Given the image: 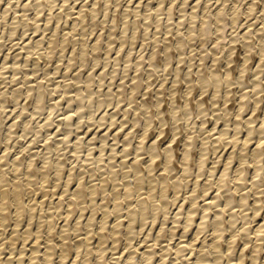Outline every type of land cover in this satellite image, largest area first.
Masks as SVG:
<instances>
[{"label":"rangeland","instance_id":"374dc122","mask_svg":"<svg viewBox=\"0 0 264 264\" xmlns=\"http://www.w3.org/2000/svg\"><path fill=\"white\" fill-rule=\"evenodd\" d=\"M15 1V2H14ZM41 1V2H40ZM47 2H49L48 0H46ZM54 0H52L51 2H53ZM57 3H56V2ZM53 3V5L51 4H46V2L44 0H1L0 1V128L2 127V130L0 129V172L3 171V173L5 172V177L1 176L3 174L0 173V185L4 186L3 183L5 184V182L3 181H6V184L8 185H11L13 182H12V179L17 176L20 178L23 179V177L26 176L27 172H31L33 174V170L35 169V173L38 177H36V175H34L36 178V185H34L35 187H38L37 185L40 184L41 182V177H42V172L37 168L39 167L42 163L43 160L47 161L48 159V167H50V164L51 166L53 164H55L56 162H61L63 164V166H65L64 168L67 169L64 171V168H63V178H55L54 177V172L52 171L53 167H51L52 169H50L51 171L49 172L51 174V177L52 179L55 178V180H52L51 178L45 183L46 185H48L49 189L53 190L54 193H49L46 194L47 195V198L45 199L44 196V193L42 190L38 189L37 190V193H34V197H37L36 199L37 200H44L45 199V203L42 205L43 206V209L47 210L46 207L49 208V205L51 203V201L53 202V200H57L58 196L62 193V190L64 189V186H63V181H65L68 177V175L70 174V170H73V172H76L74 173V175H76V177L78 179H80L82 177V174H83V179L82 181L85 183V185H88L89 183H91L92 179H93L95 182L97 181V183L103 178V176H106L107 178L108 177H111L112 176V171L114 170V167H118L115 171V174L116 176L118 177V179L120 178L121 180L123 179V181H120L119 185H118V188L121 189L120 192H123L124 188L123 184L125 181H132L131 184H133L134 182V176L132 173H128L127 174V171H128V166H127V163L129 162V160H133L134 157L137 155V153H140L142 155V157L140 156V159H141V162L144 161L147 157H149L150 153H148V146L154 141V139H157L158 138V143L160 145V147H164L168 141L172 138V136L174 135V131L172 129H176V133L174 135V137L176 138V140H174L173 144L174 145H177L178 143H180V141L185 138V135L189 132V133H195L196 135H198L199 139L197 138V136L195 135V137L198 139H196V143H195V148L194 150L197 149V151H194V157H195V160H197L196 158H199L200 157V153L202 151V148H203V144L205 142V139L207 137V142H210L209 145L208 143L207 146H208V149H210V151L208 150L209 155L206 154V167H205V164H204V168L202 170L204 171H200L201 174L202 172H204V176L202 174V179L200 175V172L198 171L199 169L195 167V165H193V161L191 162L192 163V167H193V171L191 170V172L189 173L191 179H189L190 177H187L185 184L183 183V185L179 188L180 190V194H177V192L179 191H175V189L171 188L168 192L170 193V198L172 201H170L169 205H168V212L170 213L168 218H167V221L166 219H164V214L161 216L158 215L157 217V221L156 220H152L153 216H150L148 215V217L146 218V220H144V223L146 222V224H144L142 222V219L140 217L139 218V221H135V224H134V229L136 231V235L133 233V238L132 240L134 241H131L133 243L130 242V245L127 244V240H126V237H125V232H126V229H122V231L120 232V234L118 235L119 238L117 237V239H113L111 236H107V243L105 242V245L107 246L106 248H108V250L105 252V254H103L100 258H101V262L100 264L103 262H105L104 264L108 263V264H126L127 260L125 257H128L130 255V251L133 252V259H135V262L136 264H142L141 262H143V255L144 253H146L147 250H151L154 255L153 257V261H152V264H159L161 263V260H162V256H160L161 254L163 255V253L166 251L167 253L169 252V254L167 255L166 254V257L165 259H170L168 261H164L165 263L164 264H195V260L197 259V253L199 251V249L202 247V245H205L204 243H208L212 236H213V230H212V227L210 228L209 225H206V228L203 232V230H199V228L197 227L196 223H198L200 221V211L202 209V207L204 206L205 202H207L208 200L202 198L200 196V199L199 201L196 202L195 204V207L198 208L197 205H199V208L197 211V213H195V223L193 222V225L191 228H188L185 230V227L184 226V222H185V215L186 213L184 212L186 209H187V206H188V202L186 201V205H184V207L182 208V210H180L181 208V204L186 200V196H189V194H191L196 186V181L195 179L197 180L198 179V176H199V179L197 180V185L198 187L196 186L197 190L198 188H200L197 192H202L203 190V187L205 183L207 182H216L218 180V177L219 175L223 172V170L225 169V166L224 163L220 164L221 162H224V159L225 157H227L226 155L224 156H218L217 154H215V152L212 150V147L214 145V139L217 138V135H219V132L220 130H222V128L225 126V124L227 122L228 127H230L228 130L231 132H226L228 134H226V138H228L229 140L232 138L233 139V136H234V131H236L235 129V120L237 118V113L238 114H241V117L239 116V120L242 119V122L244 123H241L242 125L240 126L243 132H241V130H237L238 131V136L240 137V141H238L237 145L234 146V143L232 144L230 141H227V143H224L223 141H225V139L222 141V143L226 144V148L224 146V144L221 143V141L219 142L220 145L217 143L218 147H224L223 149L221 148L218 152H223V153H226V152H231L233 149H236L238 148V144L241 145V143H243V140L246 139V137L248 136L247 135V131L244 130L245 126H246V119L250 117L255 118L253 123L256 124V128L257 126H259V124H262L261 122H263V117H264V59L262 58L261 59V56H262V48L260 49V41L258 42V40L262 39L264 40V28H261V27H264V0H161V1H157V0H152L150 5H140L142 7L138 8V9H141L143 8V10H139L135 9V5L137 2H134V4H132V6L130 7L129 10H127V14H125V16L128 18V16L130 17L129 21L127 18H125V16H122L124 15L123 14V9L125 8L126 5L130 4V1L129 0H122V2L119 4L122 5V6H118L116 3L115 0H112L111 3L112 6L111 8L108 10L110 11L111 9V13L108 12L106 13V11L103 9V6H100V4L98 5V12L100 13V11H102V13H98V20H96L97 22H95L94 20L96 19L97 16H95V19L89 15H87V18H86V22L85 20H80L79 23L77 22L78 20H74V18L77 16V11L78 9L81 7V5L83 4H86L84 6L85 10L87 11V9L90 7L91 4H87L89 2H91V0H55ZM115 1V2H114ZM124 1V2H123ZM128 1V2H127ZM145 3H146V0H143ZM172 1V2H171ZM179 3H178V2ZM186 1V2H185ZM190 1V2H189ZM229 1V2H227ZM239 3H238V2ZM260 1V2H259ZM11 2V3H10ZM32 2V3H31ZM38 2V4H37ZM59 2V3H58ZM66 4V2L69 4H66L64 5L63 4ZM78 2V3H77ZM87 2V3H86ZM148 2V0H147ZM159 2H162L163 4L159 3ZM188 2V3H187ZM198 4H197V3ZM241 2V3H240ZM258 2V3H257ZM9 3V4H8ZM171 3H174V4H171ZM186 3V4H185ZM226 3V5H225ZM228 3V4H227ZM237 3V4H236ZM250 3H255L256 6L254 8V13L252 12L251 15L248 11V7H249V4ZM33 4V5H32ZM36 4V5H35ZM39 4H41L39 6ZM46 4V6H44ZM58 4V5H57ZM62 4V5H61ZM161 4V5H160ZM171 4V5H170ZM177 4V5H176ZM209 4V6H207ZM221 4H224L225 6H227V11H228V15L229 16L231 12H233L235 9L239 10L238 11V20H241V21H234L232 20L231 18V15L227 18L224 19V21H218V17L216 15V12H217V9H218V6H220ZM234 4V5H233ZM244 4V5H243ZM8 5V6H7ZM39 8H38V6ZM44 7H43V6ZM49 5V6H47ZM51 5V6H50ZM56 5V6H55ZM76 5V6H74ZM114 5H116L114 7ZM153 5V6H152ZM160 5V6H159ZM166 5V6H165ZM198 5V6H197ZM237 5V7H236ZM251 5V4H250ZM259 5V7H258ZM37 6V7H36ZM57 6L59 8H57ZM61 6V7H60ZM124 6V7H123ZM150 6V7H148ZM170 6V7H169ZM234 6V7H233ZM242 6V7H240ZM50 7V8H48ZM52 7V9H51ZM87 7V8H86ZM114 7V8H112ZM122 7V8H121ZM146 7V8H145ZM153 7V8H151ZM161 8L160 10L162 11H159V9L157 8ZM217 7V9H215ZM233 7V8H232ZM247 7V8H246ZM258 7V8H257ZM6 8V9H5ZM43 10H42V9ZM61 8V9H60ZM66 8V9H65ZM70 8V9H69ZM171 8V9H170ZM240 8V9H239ZM243 8V9H241ZM8 9V10H7ZM100 9V10H99ZM102 9V10H101ZM114 9L116 10V12L114 11ZM122 9V10H121ZM132 9L136 12H132ZM148 10V11H152V12H148V11H145V10ZM233 11H232V10ZM246 9V10H245ZM7 10V11H5ZM64 10V11H63ZM74 10H77V11H74ZM120 10V11H119ZM236 10V11H237ZM240 10H242L244 13L241 12L240 14ZM38 11V12H37ZM60 11V12H59ZM71 13H69V12ZM118 11L121 13L119 14ZM131 12L130 14L128 13ZM215 11V12H214ZM257 11V12H256ZM42 12V13H41ZM65 14H63V13ZM138 12V13H137ZM140 12V14H139ZM205 12H207L206 14H204ZM246 12V13H245ZM41 13V14H40ZM57 13V14H56ZM61 14L60 15H58ZM68 13V14H67ZM110 13V14H109ZM144 15H143V14ZM148 13H151V14H148ZM160 13V14H159ZM194 13V14H193ZM257 13V14H256ZM259 13V14H258ZM18 14H20L18 16ZM37 14V15H36ZM39 14V15H38ZM53 14V15H52ZM55 14V15H54ZM67 14V16H66ZM70 14V18L68 17ZM72 14H73V18L72 17ZM105 14L107 15H110V16H105ZM111 14L113 15L111 17ZM116 14V15H114ZM118 14V16H117ZM129 14V15H128ZM142 14V15H141ZM197 14V15H195ZM245 14V16H244ZM247 14V15H246ZM253 14V15H252ZM50 15L52 16V18L50 17ZM57 15V16H56ZM134 15H138V17L134 16ZM140 15H141V18H140ZM146 15V16H145ZM148 15V16H147ZM158 15H162V16H159ZM194 15V16H193ZM209 15V17H208ZM213 15V16H212ZM250 15V16H248ZM21 16V17H20ZM26 16V17H25ZM39 16V17H38ZM60 16V17H59ZM89 16V17H88ZM101 16V17H100ZM122 20H121V18ZM144 16L146 18H148L149 22L150 23H147L148 21L147 20H144L146 18H144ZM155 16V17H154ZM197 16V19L196 17ZM211 16V17H210ZM244 16V17H243ZM255 16V17H254ZM257 16V17H256ZM18 17V18H17ZM36 17V18H35ZM47 17V18H46ZM50 17V19L52 21H50V19L48 20V18ZM55 17V18H54ZM59 19H58V18ZM62 17V19H61ZM67 17V18H66ZM102 17H107L106 19L109 20V21H106L105 22H102ZM116 17V18H115ZM123 22V18H125L126 20H124L125 22H121L119 20ZM143 17V18H142ZM150 17V18H149ZM154 17V18H153ZM184 17V18H183ZM15 18V20H14ZM69 18V20H68ZM113 18V19H111ZM205 18V19H204ZM35 19V20H34ZM72 19V20H71ZM91 19V20H89ZM103 19V20H104ZM136 19V21H135ZM183 19V20H182ZM195 19V21H194ZM201 19V20H200ZM211 19V20H210ZM262 19V20H261ZM13 20V21H12ZM27 20V21H26ZM110 20L112 21L110 23ZM140 20V23H142V25H139L142 26V27H138L136 28V26L134 27L135 23ZM152 20V21H151ZM203 20H207V23H203ZM213 20V21H212ZM15 21V22H14ZM21 21V22H20ZM46 21V22H45ZM50 21V22H49ZM105 21V20H104ZM120 21V23L118 22ZM129 21V22H128ZM135 21V22H134ZM145 21V22H144ZM161 21V22H160ZM228 21V22H227ZM17 22H19L18 24H16ZM34 22V23H33ZM37 22V23H36ZM41 22V23H40ZM45 22V24H44ZM77 22V23H76ZM94 22V26L97 24V26L95 27H98V28H95L93 26H91V29L89 27V25H92L91 23ZM99 22L103 23V24H98ZM115 22V24H113ZM132 26L129 25L131 23H133ZM139 22V21H138ZM138 22L136 23V25H138ZM210 24H209V23ZM236 22V23H235ZM255 22V24H254ZM27 25H25V24ZM83 23H85L84 25H82ZM87 23L89 25H87ZM105 23V24H104ZM110 23V24H109ZM129 23V24H127ZM143 23H147L146 25H148L149 27H143ZM221 23V24H219ZM227 23V24H226ZM14 24V25H13ZM77 24V25H76ZM113 24V25H112ZM120 24V25H119ZM122 24V25H121ZM160 26H159V25ZM163 24V25H162ZM168 24V25H167ZM213 24V25H212ZM224 24V25H223ZM44 25V26H43ZM66 25V26H65ZM79 26L78 29H74V28H77V27H74V26ZM86 25V26H85ZM101 27H100V26ZM124 25H127L126 28V34H129V35H126L127 37H129L130 39H128L127 37L124 36V34L122 33V28ZM173 25V26H171ZM195 27H194V26ZM204 25V26H203ZM12 26L14 27V29L12 28ZM17 26V27H16ZM68 26V27H67ZM86 27L85 29L82 28V27ZM88 26V27H87ZM111 26V28H110ZM114 26H120L119 28H114L116 30H114L112 27ZM152 28H151V27ZM16 27V28H15ZM56 27V28H55ZM100 27V28H99ZM104 27V28H102ZM105 27H107V31L105 30ZM109 27V28H108ZM134 27V28H133ZM160 27V28H159ZM169 27V28H168ZM206 27V29H205ZM72 28V29H71ZM81 28V29H80ZM90 28V29H89ZM133 28V30H132ZM140 28H143V29H140ZM193 28V29H192ZM197 28V29H196ZM222 28V29H221ZM17 29V30H16ZM58 29V30H56ZM65 29V31H64ZM67 29V30H66ZM100 29V30H99ZM113 29V30H111ZM120 29V30H119ZM137 29V31L135 30ZM140 29V30H138ZM145 29V30H144ZM169 29V31H168ZM171 29V30H170ZM205 29V31H204ZM13 30H15L14 33ZM74 30V32H77L76 34H74V32L72 31ZM85 32H83V31ZM95 30V31H94ZM111 30V31H110ZM129 30V32H128ZM150 32H148V31ZM157 30V31H156ZM181 30V31H180ZM196 30V31H195ZM251 33V34H254V35H251L250 33H248V31ZM255 32H254V31ZM260 31V34L258 31ZM48 31V32H47ZM55 31L57 32L58 31V34L55 35ZM69 33H67V32ZM91 31V32H90ZM109 31V32H108ZM116 31V33L114 34V32ZM120 31V32H119ZM183 31V32H182ZM204 31V32H203ZM208 31V32H207ZM247 31V32H246ZM263 31V32H262ZM54 36L58 39L56 40L57 42H59V44H57V42H55V45H51V40L49 39H52V38H55ZM82 32L84 34H82ZM94 32V33H93ZM105 32V33H104ZM135 32V33H134ZM139 32H140V35H139ZM149 33V35L147 36V34ZM12 33V34H11ZM65 33H67V40L64 39V37H66V35H64ZM71 33H73L74 35H72ZM81 33V34H80ZM91 33V34H90ZM109 33H113L112 35L109 34ZM119 33V34H118ZM138 33V34H137ZM158 33V35H157ZM194 33V34H193ZM222 33V34H221ZM63 34V35H62ZM72 36H71V35ZM80 34V36H79ZM94 34V35H93ZM100 34H104L102 36V40H101V37H99ZM107 34V35H106ZM132 34H137L136 36H132ZM180 34H183L180 35ZM204 34V35H203ZM225 34V35H224ZM246 34V35H245ZM53 37H52V36ZM70 35V36H69ZM78 37H77V36ZM83 35H84V38H83ZM112 37H110V36ZM114 35V37H113ZM117 35V36H116ZM249 35V36H247ZM256 35V36H255ZM263 35V36H261ZM13 36V37H12ZM59 36V37H58ZM93 36V37H92ZM105 36V37H104ZM109 38H108V37ZM182 36V37H181ZM185 36V38H184ZM190 36V37H189ZM192 36V37H191ZM221 36V38H220ZM246 36V37H245ZM253 37L254 36L256 38L254 39H251V40H254V41H250V37ZM259 36V37H258ZM42 37L43 39L45 40H42ZM51 37V38H50ZM96 37V38H95ZM116 37V38H115ZM122 37V38H121ZM124 37V38H123ZM135 40H131L134 39ZM158 37V42H156L155 38ZM194 37V38H193ZM223 37V38H222ZM235 37V38H234ZM251 44H253V46H251L252 48L250 49V51L252 52H249V58L247 61L248 63L245 64V68H246V71L242 72L239 70L241 68V64L242 62H244L245 60L244 57H245V47H244V41L245 39ZM249 37V38H248ZM39 38H41L42 40V45L40 46L38 44V42L40 43L39 41ZM70 38V39H69ZM72 38V39H71ZM73 38H77L76 39H73ZM78 38H83L85 39V42L87 44H85V49H86V59L89 61H87L85 58L82 59V56H81V49L80 47L83 45V39L81 40H78ZM98 38V40H97ZM111 38V39H110ZM114 38V39H113ZM120 38V39H119ZM127 38V39H125ZM160 38V39H159ZM165 38V39H164ZM168 38V39H167ZM183 40H182V39ZM193 38V39H192ZM217 38V39H216ZM234 38V39H233ZM240 38V39H239ZM243 40H242V39ZM99 39L100 41H103L105 43H102L99 44ZM171 39V40H170ZM190 39V41H189ZM209 39V40H208ZM224 39V42L222 41ZM238 41V43L236 42V40ZM65 40V44L63 41ZM69 40V41H68ZM73 40V41H72ZM76 40V41H74ZM96 40L98 41L97 44H99V46L101 47H95L93 46L94 43L96 42ZM122 40V41H120ZM124 40V42H123ZM167 40V41H166ZM173 40V41H172ZM217 40V41H216ZM14 41V42H13ZM38 41V42H36ZM46 41V42H45ZM50 41V42H49ZM71 41V42H70ZM79 41V42H78ZM80 41H82V43H80ZM109 41V42H108ZM164 41V42H163ZM171 42L170 44L168 42ZM182 41V42H181ZM207 41V42H205ZM220 41V42H218ZM28 42H29V45H28ZM63 42V46H62V43ZM69 44H68V43ZM180 42V43H178ZM184 42V43H183ZM190 42V43H189ZM235 44H234V43ZM257 42V43H256ZM16 45H15V44ZM40 43V44H41ZM48 43V44H47ZM50 43V44H49ZM78 43V44H77ZM183 43V44H182ZM187 43V44H186ZM222 43V44H220ZM241 43L242 46L239 44ZM256 43V44H255ZM73 44H76V45H73ZM93 44V45H92ZM111 44V45H110ZM126 44V47L124 46ZM130 44V45H129ZM163 46H162V45ZM166 44V45H165ZM169 44V45H168ZM178 44H182L184 45V48H179L177 46H179ZM218 44V45H217ZM220 44V45H219ZM251 44V45H252ZM260 44V45H259ZM45 45V46H44ZM69 47H68V46ZM81 45V46H80ZM89 47L87 48L86 47ZM113 45V46H112ZM158 45V46H157ZM235 45V46H234ZM256 45V46H254ZM259 45V46H258ZM29 46V47H28ZM31 46V47H30ZM54 47V48H50V47ZM56 46V47H55ZM58 46V47H57ZM124 46V47H123ZM161 46V47H160ZM170 50L166 51V49H169L167 47H170ZM176 46V47H175ZM190 46V47H189ZM43 47V48H41ZM77 47V48H76ZM93 47V48H92ZM110 47V48H109ZM157 47V49L155 48ZM159 47V48H158ZM174 47V48H173ZM189 47V48H188ZM234 47V48H233ZM253 47H255L253 49ZM25 48V49H24ZM50 48V49H49ZM65 48V49H64ZM95 48V49H94ZM96 48H100L98 49L97 51ZM108 48V49H107ZM177 48V49H176ZM35 49V50H34ZM37 49V50H36ZM46 49V50H45ZM48 49V51H47ZM53 49V50H51ZM64 49V50H63ZM123 49V50H122ZM159 49V50H158ZM175 51H173V50ZM179 49V50H178ZM186 49V51H185ZM236 49L235 52H233V50ZM28 50V51H27ZM66 50V51H65ZM74 50V52H73ZM77 50V51H76ZM90 50V51H89ZM93 50V51H92ZM110 50V51H109ZM131 50V51H130ZM162 50V51H161ZM221 50V51H220ZM232 50V51H231ZM96 53H95V52ZM154 51H157L156 53L159 52V54H156V53H153ZM166 51V52H165ZM39 52L41 54H39ZM54 52V53H53ZM92 52V53H90ZM131 52V53H130ZM165 52V53H164ZM169 52V54H168ZM219 52V53H217ZM232 53H235V54H231ZM35 53V54H34ZM48 53V54H47ZM91 54L93 55V53H95L91 58H89L90 56L88 55ZM159 56L157 59H156V56L153 55V54ZM186 53V54H184ZM224 53V54H223ZM252 53V54H251ZM260 53V55H259ZM31 54V55H30ZM80 54V55H79ZM163 54V55H162ZM167 54V55H165ZM243 54V55H242ZM33 55V56H32ZM37 55V56H36ZM73 55V56H72ZM77 55V56H76ZM88 55V56H87ZM162 55V56H161ZM168 55L172 58H169ZM185 55V56H184ZM229 55V57H228ZM236 55V56H235ZM254 55V56H253ZM49 58H47V57ZM65 59H63L64 57ZM78 57L76 59V57ZM216 56V60L217 63L214 64V58ZM220 56H222L220 58ZM232 56V57H231ZM240 56V57H239ZM244 56V57H242ZM39 58L38 59H36ZM44 57V58H43ZM51 57V58H50ZM63 57V58H62ZM68 57V59H67ZM102 57V58H101ZM153 57V58H152ZM232 59H231V58ZM251 57V58H250ZM43 58V59H42ZM81 60H80V59ZM101 58V59H100ZM155 58V59H154ZM221 60H220V59ZM243 58V59H242ZM72 59V63L70 62L69 63V60ZM98 59V60H97ZM109 59V60H108ZM147 59V60H146ZM152 60L154 59V62L153 60L152 61H149V60ZM224 59V60H223ZM228 59V60H226ZM230 59V61H229ZM235 59H239L238 63L235 61ZM39 62H38V61ZM48 60V61H47ZM80 60V61H79ZM91 60V61H90ZM97 60V61H96ZM99 60L101 62H99ZM157 62H156V61ZM226 60V61H225ZM242 60V61H241ZM262 60V61H261ZM71 61V60H70ZM78 62L76 64V62ZM83 61V62H82ZM86 64H84L85 62ZM159 61V62H158ZM234 61V62H233ZM18 62V63H17ZM151 62L153 63H156V64H152ZM228 62H230L229 64H227ZM261 62V63H260ZM82 63V65L80 64ZM142 63V64H141ZM149 63V64H148ZM159 63V64H157ZM220 63V64H219ZM16 64H18V67H21L20 68H16ZM20 64V65H19ZM68 64H70L68 66ZM73 64V66L71 65ZM97 64V65H96ZM144 64V65H143ZM209 67H207L208 65ZM237 64V66H236ZM256 64V65H255ZM8 65V66H7ZM79 65V66H78ZM139 65V66H137ZM148 65V66H147ZM153 65H156V66H153ZM192 65V66H191ZM259 65V66H258ZM7 66V67H6ZM14 66V67H13ZM59 66V67H58ZM63 66V67H62ZM71 66V67H70ZM85 66V67H84ZM87 66V67H86ZM141 66V67H140ZM161 66V67H159ZM205 66V67H204ZM238 67L239 69H237L236 67ZM249 66V67H248ZM262 66V67H260ZM3 67V68H2ZM76 69H74V68ZM84 67V69H83ZM96 67V68H95ZM159 67V68H158ZM201 67V68H200ZM215 67V68H214ZM234 67V68H233ZM60 68V69H59ZM141 68V69H140ZM150 68V69H149ZM155 68V69H154ZM184 68V69H183ZM192 68V69H191ZM205 69H216L217 70V73H218V76H219V79L221 80L222 79V82H220V84H218L219 87H217V89L221 88V90L219 89L220 92H218L216 90V87H214L212 84V82H209L210 84V88H208L206 86V89L207 91H205V88H200L197 87L198 84L196 85V82L198 83V77L199 76H195L194 78V73L196 72V74L200 71L201 74H206L207 75H204L206 78L209 79V74H210V70H207L205 71ZM219 68V69H218ZM226 68H229L230 69V74H231V77H232V80H234V82H232V80L230 81L231 83L227 84L226 81ZM233 68V70L231 69ZM3 69H6L3 71ZM17 69V70H16ZM19 69V70H18ZM71 69V70H70ZM117 69V70H116ZM137 69V70H136ZM140 69V70H138ZM149 69V70H148ZM160 69V70H159ZM178 69V70H177ZM181 69V71H179ZM201 69V70H200ZM204 71H203V70ZM256 69V70H255ZM260 69V71H259ZM76 70V71H74ZM94 70V71H93ZM159 70V72H157ZM234 70H237L236 72ZM17 74H14L16 73ZM91 71V72H90ZM139 71V72H138ZM146 71V72H145ZM198 71V72H197ZM203 71V72H202ZM222 71V72H221ZM248 71V72H247ZM5 73V76L4 73ZM19 72V73H18ZM79 72L82 74H79ZM94 72V73H93ZM115 72V73H114ZM138 72V73H137ZM145 72V73H144ZM176 72V73H175ZM189 72V74L187 73ZM193 72V73H192ZM199 72V73H200ZM257 72V73H256ZM92 73V74H91ZM102 73V74H101ZM147 73V74H146ZM192 73V75H191ZM236 73V74H235ZM245 73V74H243ZM256 73V74H255ZM115 76H114V75ZM140 74V76H139ZM143 74V75H142ZM178 74H179V77L184 80H180V78L178 77ZM235 74V75H234ZM244 76H242V75ZM2 75V76H1ZM19 75V76H18ZM30 75V76H29ZM32 75V76H31ZM101 75V76H100ZM126 75V76H125ZM137 75V76H136ZM189 75V76H188ZM198 75V74H197ZM234 75V76H233ZM17 76V77H16ZM90 76V77H89ZM96 76V77H95ZM99 76V77H98ZM177 76V77H176ZM187 76V78H186ZM241 77H245V79L243 78H240ZM261 76V77H260ZM2 77V79H1ZM28 77V78H27ZM88 77V78H87ZM100 77H103L100 79ZM137 77V78H136ZM183 77V78H182ZM221 77V78H220ZM223 77L225 78V80L223 79ZM27 80H26V79ZM50 78V79H49ZM93 81H92V79ZM140 80H139V79ZM143 78V79H142ZM168 78V79H167ZM193 79L191 80V82L189 81V79ZM240 78V80H239ZM30 79V80H28ZM49 79V80H48ZM89 79V80H88ZM128 79V80H127ZM142 79V80H141ZM167 79V80H166ZM181 82L178 81V80ZM187 81H186V80ZM244 80V81H241ZM40 80V81H39ZM105 80V82H104ZM175 80L178 82L177 85L178 87L174 88L172 87L173 85L175 86L176 82ZM197 80V81H196ZM236 80H238L236 82ZM29 81V82H28ZM91 81V82H90ZM129 81V82H128ZM134 81L136 82V85L133 84ZM140 83V85L138 84V82ZM141 81V82H140ZM153 81V82H151ZM186 81V82H185ZM193 81V82H192ZM196 81V82H195ZM42 82V83H41ZM48 82L50 84H48ZM60 82V83H58ZM123 82V83H121ZM132 82V83H131ZM145 82V83H144ZM150 82V83H149ZM166 82V83H165ZM189 82L188 85H192L194 87H190L187 85V83ZM195 82V83H194ZM218 82V83H219ZM256 82V83H255ZM258 82V83H257ZM28 83V84H27ZM88 83V84H87ZM95 83V84H94ZM126 83V84H125ZM144 83V84H143ZM152 83V84H151ZM155 83V84H154ZM186 83V84H185ZM212 83V84H211ZM262 86L259 87L258 84H260ZM42 84V85H41ZM58 84V85H57ZM97 84V86H96ZM103 86H102V85ZM132 84H133V87L136 88L134 89L132 87ZM164 84V85H163ZM208 84V86H209ZM255 84V85H254ZM8 85V86H7ZM37 85V86H35ZM43 87H41V86ZM57 85V86H56ZM85 85V86H84ZM180 85V86H179ZM229 87H228V86ZM256 85L258 87H256ZM6 86V87H5ZM30 86V87H29ZM47 86V87H46ZM92 86V87H90ZM102 86V87H101ZM124 89H122V87ZM126 88H125V87ZM137 86V87H136ZM140 86V87H139ZM155 86V87H154ZM162 86H164V90L162 88ZM211 86H213L211 88ZM221 86V87H220ZM19 87V88H18ZM22 87V88H20ZM102 89H101V88ZM133 89H132V88ZM181 87V88H180ZM194 88L192 90H194L192 92L194 98H195V101L192 99L193 97L190 96L192 94L191 93V89H188V88ZM33 88V89H32ZM41 88V89H40ZM82 88V89H81ZM94 88V89H93ZM100 88V89H99ZM141 88V89H140ZM143 88V89H142ZM149 88V89H148ZM161 89L162 90H157V89ZM169 90H168V89ZM173 88V89H172ZM177 88H180L177 90ZM258 88V89H256ZM262 88V89H261ZM21 89V90H20ZM27 89V90H26ZM31 89V91L29 90ZM127 89V90H126ZM137 89H139L140 91H138ZM177 91L175 93V91ZM196 89V90H195ZM210 89V90H209ZM213 89V90H212ZM20 90V91H19ZM37 90V91H36ZM43 92H42V91ZM57 90V91H56ZM91 90V91H90ZM93 90V91H92ZM110 90V92H108ZM122 90V91H121ZM132 90V91H131ZM191 90V91H190ZM217 92H216V91ZM246 90V91H244ZM261 90V91H260ZM13 91V92H12ZM27 91V92H26ZM36 91V92H35ZM46 91V92H45ZM135 91V92H133ZM151 91V92H150ZM155 91V92H154ZM156 91H158L156 93ZM171 91V92H170ZM174 91V96L172 98V95H173V92ZM190 91V93L188 92ZM204 91L206 93H204ZM231 91V92H230ZM250 91V92H249ZM257 91H260V92H257ZM7 92V93H6ZM38 92V93H37ZM45 92V93H44ZM89 92V93H88ZM112 92V93H111ZM114 92V93H113ZM126 92V93H125ZM131 92V93H130ZM139 95H138V93ZM164 99V101L160 100V97H162V95ZM166 92V93H165ZM179 92V93H178ZM186 92V93H184ZM216 92V93H215ZM244 92H246V94L248 95H245L247 96L246 100H243V102L240 104L241 102V95L244 94ZM263 92V93H262ZM5 93V94H4ZM30 93V94H29ZM43 95H42V94ZM76 93V94H75ZM122 93V94H121ZM134 93L135 94V98H134ZM159 93V94H158ZM164 93V94H163ZM172 93V94H171ZM184 93V94H183ZM204 93V94H203ZM218 93V94H217ZM229 93H232V94H229ZM258 95H257V94ZM21 94V95H20ZM37 94L39 95H42L41 97V100L37 99ZM46 94V96H45ZM74 94V95H73ZM82 94V95H81ZM89 94V95H87ZM111 94V95H109ZM120 94V95H119ZM143 94V95H142ZM166 94V96H164ZM169 94V95H168ZM177 96H176V95ZM179 94V95H178ZM190 94V95H188ZM216 95L215 97L213 96ZM229 94V96L226 97V95ZM258 98H257V96ZM260 94V95H259ZM4 95V96H3ZM7 95V96H5ZM17 95V96H16ZM19 95V96H18ZM28 95V96H27ZM73 95V96H72ZM83 96L82 98L80 97ZM86 95V96H85ZM92 95V96H91ZM141 95V96H140ZM145 95V96H144ZM158 95H161L160 97ZM184 95V96H182ZM188 95V96H187ZM202 95V96H200ZM255 95V96H254ZM90 96V97H89ZM94 96V97H93ZM116 96V97H115ZM143 96V97H142ZM150 96V97H149ZM171 97V99L174 101V99L176 100H179L178 102L182 105L181 109L183 110L185 108V104H186V99H189V97L191 99L188 100V103L192 104L191 106H193V103H195L196 105H194L193 107H190L189 110H188V113L186 112V110L184 109L183 111L180 109L178 110V108H180V104H176L178 102H176V100L174 102H172L171 99H169V97ZM180 98H179V97ZM185 96H187L188 98H185ZM198 96V97H197ZM200 96V97H199ZM204 96V97H203ZM240 96V97H239ZM250 96L257 101H253L252 99H250ZM260 96V98H259ZM4 97V98H3ZM6 97V98H5ZM19 97V99H17ZM89 97V98H87ZM110 99H109V98ZM159 97V100H156L158 99ZM167 97V98H166ZM176 97V98H175ZM203 97L204 98V102L207 100V102L205 103H201L203 104L204 106H206L205 108H207L205 110V108H201L198 104V100ZM234 97V98H232ZM239 97V98H238ZM18 100H16V99ZM115 98V99H114ZM153 100V102H150V100ZM185 99L183 101V99ZM203 98H202V101H203ZM206 98V99H205ZM217 98V99H216ZM228 98V99H227ZM7 99V100H6ZM71 99V100H70ZM78 99V100H77ZM80 99V101H79ZM137 99V100H136ZM145 99V100H143ZM162 99V98H161ZM182 99V101H181ZM198 99V100H197ZM229 101V102H227ZM252 101H250V100ZM260 100V105L259 104V101ZM261 99H263L261 101ZM86 102H85V101ZM113 100V101H112ZM143 100V101H142ZM147 100V101H146ZM201 100V99H200ZM249 100V101H248ZM5 101V102H4ZM29 101V102H28ZM43 101V102H42ZM82 104H80V102H82ZM103 101V102H102ZM124 101V102H123ZM147 102V104H145V102ZM190 101V102H189ZM235 101V102H234ZM18 104H17V103ZM37 102H39L37 104ZM72 102V103H71ZM123 102V103H122ZM134 102V103H132ZM141 102V103H140ZM143 102H144V107H142L143 105ZM149 102V103H148ZM159 102H164V103H160V106H159ZM170 102V104H169ZM226 102V103H225ZM253 102V103H252ZM255 102V103H254ZM78 103V104H77ZM91 103V105L89 104ZM137 103V105H136ZM217 103V104H216ZM237 103V104H236ZM244 103L247 104L244 106ZM4 104V105H3ZM26 104V105H25ZM40 104V106H39ZM120 104V105H119ZM150 104L152 108H150ZM153 104V105H152ZM170 106H169V105ZM171 104H172V109H171ZM176 105V106H173V105ZM228 104V105H227ZM253 104V107L251 106ZM263 106H262V105ZM3 105V106H2ZM80 105V106H79ZM141 105V106H140ZM226 105V107L224 106ZM256 105L258 106V108L256 107ZM86 106V107H85ZM129 106V107H128ZM148 106V107H146ZM162 110V113L159 114V111L161 112V110L158 108V107ZM163 106V107H162ZM179 106V107H178ZM190 106V105H189ZM195 106H197V108L195 109ZM203 106V107H204ZM228 106V107H227ZM234 109H232V107ZM243 108H241V107ZM262 106V107H261ZM82 109H80V108ZM131 107V108H130ZM133 107V108H132ZM138 107V108H137ZM170 107V108H169ZM177 107V110L175 109ZM224 107V108H223ZM229 107L231 109H229ZM236 107V108H235ZM39 108V110H38ZM140 108V109H139ZM150 110L149 113L148 111L147 112H144V110ZM147 108V109H145ZM153 108H156L157 110L155 111V109ZM192 108V110H191ZM201 108V109H199ZM227 108V110H226ZM240 108V110H239ZM247 108V109H246ZM261 108V110H260ZM6 109V111H5ZM134 109V110H133ZM159 109V110H158ZM164 109V110H163ZM177 113H176V111ZM194 109V111H193ZM218 109V110H217ZM242 109V110H241ZM249 109V110H248ZM255 109H257L255 111ZM38 110V112H37ZM131 110V111H130ZM142 110V111H141ZM167 110V111H166ZM171 110V111H170ZM217 110V111H216ZM224 110V111H223ZM263 110V111H262ZM4 111V112H3ZM121 111V112H120ZM128 111V112H127ZM154 111V112H153ZM165 111V113H164ZM169 111V112H168ZM179 111V112H178ZM193 113H192V112ZM223 111V112H222ZM227 111H230L227 112ZM240 111V113H239ZM255 111V112H254ZM118 112V113H117ZM157 112V113H155ZM171 112V113H170ZM203 112V113H202ZM220 112V114H219ZM228 114H227V113ZM244 114V116L242 115V113ZM255 113V114H252V113ZM262 114H261V113ZM129 113V114H128ZM146 113V115L144 114ZM151 113V116H149ZM154 115H153V114ZM175 113V117L177 116V118H174L172 114ZM188 116V119L189 121L187 120V118L185 117L186 115ZM201 113V114H200ZM224 113V114H222ZM260 113V114H259ZM11 114V115H10ZM22 114V115H21ZM113 114V115H112ZM128 114V115H127ZM149 114V115H148ZM157 114V115H156ZM165 115L163 117V115ZM229 116H227V115ZM230 114V115H229ZM232 114V115H231ZM235 114V115H233ZM256 114H259L257 115V117H255ZM2 115V116H1ZM74 115V116H73ZM110 115V116H109ZM136 115V116H135ZM156 115V116H155ZM172 118L173 117V120L170 119V118H167V116ZM171 115V116H170ZM184 115V116H183ZM218 115V116H217ZM222 115V117H221ZM227 117H226V116ZM253 115V116H252ZM261 115V116H260ZM21 116V117H20ZM152 117L153 119L154 118H157V119H154V120H157V121H154L153 119L150 120V118L148 117ZM158 116V117H157ZM160 116L162 118V120H167L163 123L159 122L160 121ZM263 116V117H262ZM66 117V118H65ZM68 117V118H67ZM141 117V118H140ZM183 117V119H182ZM219 117V119H218ZM9 118V119H8ZM64 118V119H63ZM129 118V119H128ZM140 119L139 123H138V120ZM148 119V122L146 119ZM231 118V119H230ZM245 120H244V119ZM262 118V120H261ZM27 119V120H26ZM114 119V120H112ZM159 119V120H158ZM175 119V120H174ZM207 119V120H206ZM230 121H228V120ZM2 120V122H1ZM5 120V121H4ZM16 121V124L13 128H11L9 125L13 122V121ZM132 120V121H131ZM161 120V121H162ZM181 122H180V121ZM186 120V121H185ZM206 120V121H205ZM244 120V121H243ZM259 120V122L257 121ZM61 121V122H60ZM83 121V122H82ZM120 121V122H119ZM127 123H126V122ZM154 121V125L150 124V122L152 123ZM187 121L189 122V124L187 123ZM204 121V122H203ZM113 122V123H112ZM137 125H136V123ZM174 122H176V125L174 124ZM179 122V124H177ZM225 122V123H224ZM231 122V123H230ZM234 122V123H233ZM259 124H258V123ZM81 125H80V124ZM112 123V124H111ZM126 123V124H124ZM149 123V124H148ZM166 124V126H160L161 124ZM182 123V124H181ZM183 123H184V126H183ZM188 124V127H185L186 124ZM192 123V124H191ZM3 126H2V125ZM9 124V125H8ZM31 124V126H30ZM164 124V125H165ZM181 124V125H180ZM200 124V125H199ZM204 124V125H203ZM245 124V125H244ZM255 124H253L255 126ZM29 125V126H28ZM126 125V126H125ZM150 125V126H149ZM174 125V128H172ZM179 125L183 128L181 129V127H179ZM193 127H192V126ZM124 126V128H123ZM148 126V127H147ZM153 126V127H151ZM160 126V127H159ZM187 126V125H186ZM216 126V127H215ZM231 126H234V130ZM30 127V129H29ZM69 127V128H68ZM112 127V128H111ZM159 127V128H158ZM163 127V128H162ZM168 127V129L166 128ZM171 127V128H170ZM176 127V128H175ZM190 127V128H189ZM244 127V128H243ZM143 128V129H142ZM145 128V129H144ZM158 128V129H157ZM161 128V129H160ZM165 128V132L163 131V129ZM172 131H170V129ZM179 128V130H177ZM208 130H207V129ZM211 128V129H210ZM216 128V129H215ZM7 129V130H6ZM9 129V130H8ZM68 129V130H67ZM164 133H162L160 130ZM187 129H191V130H194V131H191L189 130L187 132ZM215 129V130H214ZM247 129V127L245 128ZM28 130V131H27ZM70 130V131H69ZM159 132H158V131ZM169 130V131H168ZM181 130V131H180ZM206 130V131H205ZM120 131V132H118ZM130 131V132H129ZM134 131V132H133ZM136 131V132H135ZM180 131V132H178ZM183 131V132H182ZM211 131V132H210ZM213 131V132H212ZM12 132V133H11ZM28 132V134H27ZM132 132V134H131ZM145 132L147 133L146 136V142L144 144V148L142 147L141 150L137 151V144L141 141V136L143 134H145ZM172 132V133H170ZM202 132V133H200ZM206 132V133H205ZM209 132V133H208ZM218 132V134H217ZM4 133V134H3ZM69 133V134H68ZM107 133V134H106ZM121 133V134H120ZM130 133V134H129ZM162 133V134H161ZM212 133V134H211ZM216 135H215V134ZM245 133V134H244ZM257 133V134H256ZM2 134V135H1ZM12 137H10L9 136ZM26 134V135H25ZM149 134V135H148ZM153 134V136H152ZM177 134V135H176ZM183 134V135H182ZM210 134V135H209ZM233 134V135H232ZM241 134V135H240ZM264 134V133H263ZM262 134V135H263ZM70 135V136H69ZM107 135V136H106ZM9 136V137H8ZM69 136V137H68ZM96 136V137H95ZM160 136V137H159ZM204 136V137H202ZM232 136V137H231ZM255 136V137H254ZM258 136V138H257ZM261 135L258 133V131H255L254 134H253V138H254V141L251 140L250 143H255V141H257V139H259ZM106 137V138H105ZM116 137V138H115ZM245 137V138H244ZM9 138V139H8ZM64 138V139H63ZM93 138V139H92ZM126 138V139H125ZM134 141L131 143V141L128 139ZM242 138V139H241ZM256 138V139H255ZM66 139V140H65ZM104 139V140H103ZM203 139V140H202ZM213 139V140H212ZM64 140V142H63ZM107 140L106 142V145H105V141ZM180 140V141H179ZM202 140V141H201ZM213 141L211 143V141ZM3 141V142H2ZM62 141V142H61ZM81 143H80V142ZM126 141L128 143V145L126 146ZM203 143H201V142ZM225 141V142H226ZM122 142V143H121ZM7 143V144H6ZM80 143V144H79ZM118 143V144H117ZM161 143V144H160ZM229 143V144H228ZM2 144V145H1ZM59 144V145H58ZM78 144V145H77ZM131 144V145H130ZM165 144V145H164ZM201 144V145H200ZM232 144V145H230ZM251 144V146H252ZM28 145V146H27ZM50 145V146H49ZM103 145V146H102ZM115 145V146H114ZM132 147H130V146ZM223 145V146H222ZM228 145V146H227ZM93 146V147H92ZM118 146V147H117ZM198 146L201 148V150L199 151L198 149ZM7 147V148H6ZM49 149H48V148ZM51 147V148H50ZM81 147V148H80ZM90 147V148H89ZM92 147V148H91ZM105 147V148H104ZM107 147V148H106ZM117 147V148H116ZM130 148V151L128 150ZM147 147V148H146ZM210 147V148H209ZM228 147V148H227ZM236 147V148H235ZM29 148V149H28ZM54 148V149H53ZM61 148V149H60ZM96 148V150H95ZM125 148H127V151L129 152H125ZM6 149V151H5ZM10 149V150H9ZM28 149V150H26ZM53 149V150H52ZM73 149V150H72ZM93 151H91V150ZM147 149V150H146ZM219 149V148H218ZM227 149V151H226ZM27 152H26V151ZM37 150V151H36ZM44 150V151H43ZM62 150V151H61ZM72 150V151H71ZM78 150V151H77ZM89 150V151H88ZM116 150V151H114ZM207 150V149H206ZM205 150V151H206ZM212 150V151H211ZM238 150V149H237ZM236 150V154L238 155L239 154V150L237 152ZM248 150V149H246ZM4 151V152H3ZM22 151V153L20 152ZM29 151V152H28ZM55 151V152H54ZM121 151V153H120ZM125 153H124V152ZM143 151V152H142ZM115 152V154H114ZM117 152V154H116ZM132 152V153H131ZM3 153V154H2ZM7 153V154H6ZM30 153V154H29ZM32 153V154H31ZM34 153V154H33ZM46 153V154H45ZM51 153V154H50ZM62 153V154H61ZM65 153V154H64ZM79 153V154H78ZM130 154V155H127L128 157H126L125 159L128 158V160L124 163L126 164L125 166H123L124 164L122 163L123 162V159H124V155L125 154ZM17 154H18V157L20 160H22L24 158V160H22L21 163L20 161V164L19 167H18V170L16 169V171L14 170L15 169V165H14V159H17L18 160V157H17ZM24 154V155H23ZM41 154V155H40ZM53 154V155H52ZM74 154V155H73ZM111 154V155H110ZM114 156H113V155ZM135 154V155H134ZM235 154V156H236ZM3 155H5L4 157H2ZM34 155V156H33ZM45 155V156H44ZM49 155V156H48ZM98 155V156H97ZM100 155H102V160L103 163H102V160H100L99 158ZM120 155V156H118ZM133 155V156H132ZM145 155V156H144ZM26 156V157H25ZM106 156V157H105ZM208 156V157H207ZM218 156L219 158H216ZM16 157V158H15ZM49 157V158H48ZM56 159H54V158ZM61 157V158H60ZM99 157V158H98ZM116 157V158H115ZM130 157V158H129ZM162 154H160L158 156V159H159V163L161 162L162 160ZM193 157V159H194ZM223 160H221V158ZM8 158V160H7ZM32 158V160L35 161L32 162V167H30L29 169L27 168L28 167V163L31 162L32 160L30 159ZM60 158V159H59ZM73 158V159H72ZM91 158V159H90ZM100 162H98L99 160ZM109 158V159H108ZM161 158V159H160ZM175 160L173 162V170L174 172L172 171V174L173 173H176L175 175L176 176H179L181 175V173H183V170L182 167H180L179 163L176 161L177 160V157L175 156ZM213 161V162H210V160ZM215 158V159H214ZM237 157H235L233 160L235 161L234 162V166L231 168V171L234 173H232L229 169V175L231 173V176L230 177H233L236 173V166L235 164L238 162V160H235ZM38 159V160H37ZM59 159V160H58ZM84 159V160H83ZM88 159V160H87ZM121 159V160H120ZM143 159V160H142ZM156 159V161L158 160ZM216 161H214V160ZM2 160V161H1ZM13 160V161H12ZM50 160V161H49ZM52 160H55L52 161ZM64 162H63V161ZM83 160V161H82ZM95 160V161H94ZM219 160V161H218ZM25 161V162H24ZM29 161V162H28ZM38 161V162H37ZM76 161V162H74ZM87 161V162H86ZM93 161V162H92ZM108 161V162H107ZM176 161V162H175ZM237 161V162H236ZM2 162V163H1ZM9 162V163H8ZM36 162V163H35ZM44 162V161H43ZM50 162V163H49ZM53 162V163H51ZM66 162V163H65ZM79 162V163H78ZM84 162L87 164V167L88 168H97L96 171L98 172L99 171L100 173H98V175L96 174V171H95V168L94 170L92 171V169L88 170V168L86 167V164H84ZM96 162V163H95ZM98 162V163H97ZM113 162V163H112ZM11 163V164H10ZM13 163V164H12ZM27 163V164H26ZM38 163V164H37ZM40 163V165H39ZM71 163V164H70ZM112 163V164H111ZM117 163H119L117 165ZM122 163V164H121ZM143 163V162H142ZM157 163V164H156ZM154 163V168L155 166L157 165V167L155 168L154 172H162L164 171L162 165L158 164V162ZM218 163V164H216ZM4 164V165H3ZM5 164H6V167L7 168H3L5 167ZM9 164V165H7ZM23 164V165H22ZM36 164V165H35ZM84 166H83V165ZM101 167H100V165ZM106 164V165H105ZM108 164V166H107ZM174 164H176V166H174ZM220 164V166H219ZM3 165V167H1ZM14 165V166H12ZM89 165V166H88ZM95 165V166H94ZM99 165V166H98ZM103 165V166H102ZM111 165H114L112 166V171L110 169ZM119 165H121L122 167H120ZM210 165V166H209ZM217 165V168H215ZM11 166V167H9ZM23 168H22V167ZM34 166V167H33ZM68 168H67V167ZM72 166V167H71ZM91 166V167H90ZM94 166V167H92ZM108 169H106L105 168ZM215 166V167H214ZM14 169H13V168ZM21 167V168H20ZM27 168V170L25 168ZM47 167V170L49 171V168ZM81 167H84V168H81ZM125 167L127 169V171L123 168ZM209 167H211L214 171L212 172V169ZM8 169L7 172L6 170L4 171L3 169ZM11 168V169H10ZM20 168V169H19ZM71 168V169H69ZM73 168V169H72ZM81 168V169H80ZM102 168V169H101ZM122 168V169H121ZM142 168L143 165H142ZM162 168V169H161ZM178 170H177V169ZM11 171H10V170ZM23 169V170H22ZM31 169V170H30ZM83 169V170H82ZM99 169V170H98ZM105 169V170H103ZM196 169V170H195ZM217 169V170H215ZM2 170V171H1ZM14 170V171H13ZM19 170H22V174H21V171ZM121 170V171H120ZM123 170V172H122ZM157 170V171H156ZM248 169L245 170V172L247 171ZM26 171V172H25ZM41 174H39V172ZM81 171V172H80ZM86 171V172H85ZM111 171V173H109ZM126 171V172H125ZM143 171H145V168L143 169ZM176 171V172H175ZM216 171V172H215ZM254 171V170H253ZM12 174H11V173ZM19 172V173H18ZM38 172V173H37ZM52 172V173H51ZM72 172V171H71ZM72 172V174H73ZM84 172V173H82ZM88 172H95L93 174H90ZM101 172H104L105 175H103V173ZM126 174H125V173ZM152 173L153 175L155 173ZM179 172V173H177ZM7 173V174H6ZM13 173H14V176H13ZM25 175H24V174ZM120 173H123L120 174ZM158 173L155 174L158 175ZM199 173V174H198ZM211 173L213 177H211ZM216 173V174H215ZM248 172L244 173L247 177L244 181V185H245V182L247 179H249L250 181L246 182V186L248 185L249 188H251L252 184H250L249 186V182L251 183V179L250 178L251 176H248L247 175ZM10 174V175H9ZM18 174V175H17ZM22 176H21V175ZM81 174V175H80ZM85 174V175H84ZM125 174V176H124ZM147 174V173H146ZM192 174V175H191ZM198 174V176H197ZM243 174V175H244ZM9 175V176H7ZM40 175V176H39ZM53 175V176H52ZM65 175V176H64ZM73 175V176H74ZM79 175V177H78ZM92 175V176H91ZM102 175V176H101ZM119 175V176H118ZM170 175V176H171ZM188 175V176H189ZM196 175V176H195ZM207 175V176H206ZM244 175V176H245ZM81 176V177H80ZM101 176V177H100ZM132 180L131 179V177ZM210 176V177H209ZM2 177H3V181L1 182L2 180ZM11 177V178H10ZM76 177H73L71 179V181H76L78 180ZM91 177H93L91 179ZM104 177V178H106ZM122 177V178H121ZM126 177V179L124 180V178ZM127 177H130L129 180H127L128 178ZM209 177L210 179H214L213 181L210 180V179H207ZM65 178V179H64ZM106 178V179H107ZM261 178V177H260ZM5 179V180H4ZM100 179V180H99ZM109 179V178H108ZM189 179V180H188ZM39 180V181H37ZM62 180V181H61ZM87 180V181H86ZM91 180V181H90ZM204 180V181H203ZM207 180V181H206ZM11 181V182H10ZM51 181V182H49ZM93 181V182H94ZM108 181V180H107ZM10 182V183H9ZM60 182V183H59ZM62 182V183H61ZM54 183L56 185V187L54 186ZM62 186V187H60ZM75 183V182H73ZM109 182H107L108 184ZM156 183L158 184L157 186H159V181H156ZM200 183V184H198ZM5 186H8L6 185ZM72 184V183H71ZM187 184V185H186ZM189 184V185H188ZM53 185V186H52ZM122 185V186H120ZM215 186L212 185V191L209 192V194L207 196H213L216 192L214 191L215 188L217 187L216 184H214ZM110 186V185H109ZM188 186V187H187ZM200 186V187H199ZM47 187V186H46ZM47 187V188H48ZM51 187V188H50ZM59 187V188H58ZM247 187V189L249 190V188ZM58 188V189H56ZM188 188V189H187ZM262 188V192L264 191V184H262L261 186ZM260 188V189H261ZM1 189V188H0ZM56 189V190H55ZM202 189V190H201ZM246 189V190H247ZM145 191H142V193H144L145 195H147V192H148V185L146 186V188H144ZM188 190V191H187ZM41 192V193H40ZM215 192V193H214ZM40 193V194H39ZM57 196H56V194ZM110 193V192H109ZM105 193V195L103 194V191H99L97 196H96V200L97 202H104L105 205H108L107 207H112L114 205V200H113V195H111V193ZM188 193V194H187ZM37 196H36V195ZM55 194V195H54ZM85 194V195H84ZM83 196H88V193H87V190L84 192ZM104 196H102V195ZM107 194V196H106ZM211 194V195H210ZM251 197L250 199L253 197H255L254 195V191L252 190L250 192ZM264 194V192H263ZM261 195L260 193V196L264 197V195ZM101 195V196H100ZM111 195V196H110ZM177 195V196H176ZM254 195V196H253ZM52 196V197H51ZM86 196V199H83L84 200H89V196L87 197ZM110 196V199L108 198ZM142 196L144 197V195L142 194ZM180 196V197H179ZM43 197V198H42ZM99 197V199H98ZM105 199H104V198ZM136 195H134L131 199V203L130 204H133L136 205V199H135ZM177 197V198H176ZM179 197V198H178ZM42 198V199H41ZM103 198V199H102ZM177 199V200H174ZM52 199V200H51ZM135 199V200H134ZM253 199H251V201H254ZM51 200V201H50ZM69 202H72L71 200L68 199H64L63 202L60 204V208L58 210V212L56 211L54 213V216H56L54 219V221L56 222L55 223V229H54V239L53 240V236L51 237L52 240L54 241L53 243L54 246L56 247L58 245V243H60V239H62V235L60 234V229H61V226L63 224L66 225V231H67V239L66 241L69 242L68 244H70V242L74 241L76 238H83L85 237L89 231V230H93V232H90L91 234L94 235V238L92 239L91 238V243H92V246L97 243L98 244V241H99V237H95V233L98 232L97 228L99 226V221L101 220V218L103 217V212L101 211L102 209L100 208V210L96 213V218H95V222H94V225L95 227L93 228H90L88 227L85 223L87 221V218L90 216L92 210L88 207L85 209L84 213L82 214L81 213V210L79 208V206H77L78 204L74 203H68L67 201ZM87 200V201H88ZM108 204H107V202ZM134 200V201H133ZM177 201V203H176ZM48 202V203H47ZM111 202V204H109ZM112 202H113V205H112ZM127 203L129 204L128 202H124L122 204V207L124 208V204ZM63 204V205H62ZM74 205L76 204V206H73V210L71 211L72 213H70V218L69 220H66L65 219V215L68 211V208L70 205ZM125 204V205H127ZM112 205V206H111ZM203 205V206H202ZM264 205V204H263ZM46 206V207H45ZM64 206V207H63ZM128 207L130 205H127ZM126 206V207H127ZM202 206V207H200ZM41 207V205L39 206ZM124 208V211L126 212L128 209L127 208ZM264 207V206H263ZM123 208H122V211H123ZM238 207H236L237 209ZM9 210L11 209V207L8 208ZM62 211H61V210ZM78 209V210H77ZM171 211H170V210ZM262 209V208H261ZM89 210V211H88ZM180 210V211H179ZM215 210H218V208H212V210H209V212L211 213V217L212 215H214V211ZM251 211L249 213H253V210L250 209ZM121 211V218L124 219V223L126 226L127 225V221L128 220V216L127 214L123 211ZM195 211V212H196ZM199 211V212H198ZM86 212V213H85ZM101 212V213H99ZM180 212V214L178 215L179 219V223L177 222V218L175 217L176 214ZM240 212V211H239ZM62 213V214H61ZM80 213V214H78ZM89 213V214H88ZM162 214V212H159V214ZM174 213V214H173ZM182 213V214H181ZM200 215H199V214ZM59 214V215H58ZM61 214V215H60ZM82 214V215H81ZM85 214V215H84ZM88 214V215H87ZM98 214V216H97ZM228 214V213H227ZM254 214V213H253ZM252 214V217L254 216ZM198 215V216H197ZM88 216V217H87ZM127 216V217H126ZM209 216L208 220L211 218ZM259 216V218H258ZM254 217L255 220H253V218H251L252 222H250V224H248L249 228H250V231L251 234L250 235H253L252 233H254L253 231L254 228L256 229L258 226H259V223H261L263 221V216H264V209L261 210V212L259 213V215ZM58 217V218H57ZM117 217V215L115 216L114 215H111L109 216L108 218V227H110L114 221L116 220L115 218ZM124 217V218H123ZM150 217V218H149ZM160 217V218H159ZM184 217V218H183ZM81 218V219H80ZM111 218V220H110ZM127 218V219H126ZM240 218V219H239ZM237 220V227L236 228H239L241 227V225L243 224L244 220L241 219V217H239ZM257 218V219H256ZM58 219V220H57ZM77 219L78 220H81V223L79 224V228L78 230L83 233V235H81L79 233V231H77L76 233H73L74 232V229H76L74 226L76 225L77 223ZM100 219V220H99ZM126 219V220H125ZM86 220V221H85ZM163 220V221H162ZM166 222H165V221ZM176 220V221H175ZM151 221V222H149ZM155 221V222H154ZM83 222V223H82ZM99 222V223H98ZM165 222V223H164ZM175 222H177V224H175ZM68 223V224H67ZM96 223V224H95ZM98 223V224H97ZM155 223V224H154ZM184 223V224H183ZM86 227H84V225ZM137 224V226H136ZM144 224V225H143ZM164 224V225H163ZM57 225V226H56ZM67 225H68V228H67ZM74 225V226H73ZM97 225V226H96ZM141 225V226H140ZM155 225V226H154ZM177 229L176 233H175V228ZM179 227H178V226ZM190 225V226H191ZM195 225V226H194ZM73 228V232L71 231V227ZM83 226V227H82ZM166 226V227H165ZM60 229H58V228ZM70 227V228H69ZM136 227V228H135ZM143 227V228H142ZM149 227V228H148ZM164 229H163V228ZM169 227V228H168ZM183 227V228H182ZM209 227V228H207ZM254 227V228H253ZM87 228V230H86ZM142 228V229H141ZM162 228V229H161ZM179 228V229H178ZM253 228V229H252ZM71 229V230H70ZM82 229V231L80 230ZM137 229V230H136ZM150 229V230H149ZM165 229H167L166 231H164ZM174 230V233L172 232ZM190 229V230H189ZM58 230V231H57ZM85 230V231H84ZM144 230V231H142ZM169 230V231H168ZM199 230L200 232H203V233H200L198 234V231ZM229 230V231H228ZM227 232L224 233V235H227L226 236H223L221 238L222 242H225L224 243V251H225V254L228 252V245H227V238H230V233H231V229L228 227L226 229ZM243 231V230H241ZM240 231V233H241ZM57 232V233H55ZM69 232V233H68ZM71 232V233H70ZM87 232V233H86ZM140 232H143V233H140ZM170 232V233H169ZM187 232V233H186ZM59 233V234H58ZM138 233V234H137ZM164 233V234H163ZM169 233V234H168ZM197 233V234H196ZM244 234V231L242 232ZM98 234V233H97ZM163 234V235H161ZM174 234V235H173ZM201 234V235H200ZM210 234V235H209ZM243 234H239L237 237L239 239H241L242 237L244 238V235ZM255 234V233H254ZM56 235L58 236L56 237ZM76 235V236H74ZM80 235V237H79ZM161 235V236H160ZM173 235V236H172ZM199 235V236H197ZM83 236V237H82ZM92 236V235H91ZM123 238H122V237ZM201 236V237H200ZM93 237V236H92ZM110 237V239L108 238ZM148 237V239H147ZM159 239H158V238ZM161 237V238H160ZM173 237V238H172ZM241 237V238H240ZM252 238H250L249 240V247H251L252 244H254L255 242H257V236H250ZM263 237H264V233H263ZM72 238V239H71ZM98 238V239H97ZM210 238V239H209ZM236 238V239H238ZM68 239L70 241H68ZM74 239V240H73ZM109 239V240H108ZM119 239V240H118ZM121 239V240H120ZM184 239V241H183ZM198 239V240H197ZM236 240V244H235V248H234V251H231V252H228L227 255H230L229 256H233L232 258L228 257L227 255H223L224 258H222L223 262L221 261V264H227L229 263L230 264V261H231V264H235V261H236V256H237V259H238V253H240L239 251L243 248L244 244L241 243L242 241L244 240H240L239 241ZM256 239V240H255ZM126 240V241H125ZM182 240V241H181ZM197 240V241H195ZM263 240V239H262ZM42 242H40V248L45 250L46 247L42 246V245H45L46 243V239L44 237V241L43 239L41 240ZM97 241V242H96ZM116 241V242H115ZM118 241V242H117ZM181 241V243L184 245H189L186 246V248H189L188 250H186V252L184 251V254L182 253L181 255H183V257L179 258V255L177 254V248L178 246L181 244L179 243ZM250 241L252 243H250ZM261 241V240H260ZM121 242V243H120ZM123 242V243H122ZM192 242V243H191ZM116 243V244H115ZM151 243V244H150ZM241 245H240V244ZM97 244H95V246H97ZM113 244V245H112ZM133 244L134 245V248H133ZM155 244V245H154ZM168 244V245H166ZM179 244V245H178ZM196 246H195V245ZM227 246H226V245ZM239 244V245H238ZM149 245L153 246L154 245V248L151 246L149 247ZM178 245V246H177ZM237 245V246H236ZM46 246V245H45ZM165 246H167L168 248H166ZM170 246V248H169ZM54 247V250L52 253V257H53V261L58 259L59 257V252L60 251V248L57 246V248ZM116 247V249H115ZM150 249H149V248ZM165 247V248H164ZM112 248V249H111ZM136 248V249H135ZM140 248V249H139ZM192 248V249H191ZM227 248V249H226ZM237 248L239 249L237 251ZM115 249V250H114ZM146 249V250H145ZM154 249V250H153ZM165 249V250H164ZM170 249V250H169ZM195 249V250H194ZM72 251H70V255L72 256V258L76 255L75 254V249H71ZM93 249H90L88 251V253H90ZM134 250V251H133ZM163 250V251H162ZM59 251V252H58ZM95 251V250H94ZM129 251V252H128ZM136 251V252H135ZM172 251V252H171ZM188 251V252H187ZM55 252H57L56 255ZM156 252V254H155ZM176 252V253H175ZM194 252V254L192 253ZM236 252V253H235ZM87 253V254H88ZM94 252L92 251V253L88 254L87 255V258L91 259L88 263H91V264H98V261L96 260L97 259V254L96 252L94 253L95 256L93 257L92 255ZM125 253V254H124ZM141 253V254H140ZM235 253V255H232V254ZM175 254V255H174ZM74 255V256H73ZM123 255V256H122ZM156 255V257H155ZM178 255V256H176ZM70 256V257H71ZM90 256V257H89ZM112 256V257H111ZM114 256V257H113ZM122 256V257H121ZM222 256V257H223ZM55 257V258H54ZM69 257V259H70ZM107 261H105L103 258ZM117 257V259H116ZM118 257L120 260H118ZM137 257V258H136ZM189 257V258H188ZM79 258L81 259V257L79 256L78 257V263L77 264H82V260H79ZM95 258V259H94ZM109 258V259H108ZM111 258L113 261H111ZM176 258V259H175ZM188 258V259H187ZM125 259V260H124ZM175 259V261H174ZM187 259V260H186ZM235 259V260H234ZM262 257L259 259V261L257 262L258 264L261 263L262 261ZM93 260V262H92ZM116 260V261H115ZM158 260V261H157ZM178 260V261H176ZM180 260V261H179ZM193 260V261H192ZM88 261V259H87ZM95 261V263H94ZM97 261V262H96ZM109 261V262H108ZM212 261L211 260V263L209 262V264H212ZM176 262V263H175ZM102 263V264H103ZM247 263V262H246ZM245 263V264H246ZM151 264V263H150Z\"/></svg>","mask_w":264,"mask_h":264},{"label":"bare ground","instance_id":"6f19581e","mask_svg":"<svg viewBox=\"0 0 264 264\" xmlns=\"http://www.w3.org/2000/svg\"><path fill=\"white\" fill-rule=\"evenodd\" d=\"M1 1V0H0ZM25 1V0H24ZM45 2H46V4L48 3V4H51V5H53L54 3V1L53 2H51L52 0H48L49 2H51V3H49V2H47L46 0H44ZM64 1H66V0H64ZM70 1V0H69ZM74 1V0H73ZM89 1V0H88ZM111 1L112 0H91V2H89V3H87V4H91L90 5V7L87 9V11L85 10V8H84V6L86 5V4H83V5H81V7L78 9V11L77 10H74V11H77V16L74 18V20H78L77 22L79 23V21L81 20H85V22H86V18H87V15H89V16H91L92 17V19H93V17H94V19H95V16H97L96 17V19L94 20L95 22H97L96 20H98V5L100 4V6H103V9L106 11V13H108V12H110V11H108L110 8H111V6H112V4L113 3H111ZM116 1V3L115 4H117L118 6H122V5H120L119 4V2L121 3L122 2V0H115ZM114 1V2H115ZM130 1V4H128V5H126L125 6V8L123 9V14L124 15H122V16H125V14H127V10H129L130 9V7L132 6V4H134L135 5V3L134 2H137L136 3V5H135V9L134 10H136L137 11V9L138 8H140V7H142V6H140V5H142V4H144V5H150V3H151V1L152 0H148V2H147V0H146V3L143 1V0H129ZM158 1V0H157ZM159 1H161V0H159ZM163 1V0H162ZM180 1V0H179ZM209 1V0H208ZM221 1V0H220ZM224 1V0H223ZM253 1V0H252ZM255 1V0H254ZM15 2V1H14ZM41 2V1H40ZM56 2V1H55ZM124 2V1H123ZM128 2V1H127ZM172 2V1H171ZM178 2V1H177ZM186 2V1H185ZM190 2V1H189ZM227 2H229V1H227ZM235 2H236V0H235ZM238 2V1H237ZM260 2V1H259ZM11 3V2H10ZM32 3V2H31ZM57 3V2H56ZM59 3V2H58ZM78 3V2H77ZM159 3H161V4H163L162 2H159ZM179 3V2H178ZM188 3V2H187ZM197 3V2H196ZM239 3V2H238ZM241 3V2H240ZM258 3V2H257ZM264 3V2H263ZM9 4V3H8ZM37 4H38V2H37ZM46 4L44 5V6H46ZM63 4H64V2H63ZM66 4H68L67 2H66ZM66 4H64V5H66ZM152 4V3H151ZM160 4V5H161ZM171 4H174V3H171ZM170 4V5H171ZM186 4V3H185ZM198 4V3H197ZM228 4V3H227ZM237 4V3H236ZM251 4V5H250ZM249 4V7H248V11H249V13H250V15H251V13L253 12L254 13V8H255V6H256V4L255 3H250ZM33 5V4H32ZM36 5V4H35ZM41 4H39V6H40ZM50 5V6H51ZM58 5V4H57ZM62 5V4H61ZM69 5V4H68ZM68 5H66V6H68ZM159 5V6H160ZM177 5V4H176ZM225 5H226V3H225ZM224 4H221L220 6H218V9H217V7L215 8V9H217V12H216V15H217V17H218V21H224V19L227 17H229L230 15H231V18H232V20H234V21H237L238 20V11L239 10H237V9H235L233 12H231V13H229L230 15L229 16H227L228 15V11H227V6H225ZM234 5V4H233ZM244 5V4H243ZM8 6V5H7ZM38 6V5H37ZM36 6V7H37ZM39 6H38V8H39ZM43 6V5H42ZM43 6V7H44ZM47 6H49V5H47ZM56 6V5H55ZM74 6H76V5H74ZM116 5H114V7H115ZM140 6V7H139ZM153 6V5H152ZM166 6V5H165ZM198 6V5H197ZM207 6H209V4L207 5ZM230 6V5H229ZM228 6V7H229ZM264 6V5H263ZM41 7V6H40ZM61 7V6H60ZM69 7V6H68ZM114 7H112V8H114ZM124 7V6H123ZM148 7H150V6H148ZM170 7V6H169ZM234 7V6H233ZM232 7V8H233ZM236 7H237V5H236ZM240 7H242V6H240ZM258 7H259V5H258ZM257 7V8H258ZM48 8H50V7H48ZM57 8H59L58 6H57ZM87 8V7H86ZM122 8V7H121ZM146 8V7H145ZM151 8H153V7H151ZM247 8V7H246ZM6 9V8H5ZM42 9V8H41ZM51 9H52V7H51ZM61 9V8H60ZM66 9V8H65ZM70 9V8H69ZM142 10H143V8H141ZM141 9H138V11L139 10H141ZM157 9H159V11H161L160 9V7L159 8H157ZM171 9V8H170ZM240 9V8H239ZM241 9H243V8H241ZM8 10V9H7ZM7 10H5V11H7ZM43 10V9H42ZM100 10V9H99ZM102 10V9H101ZM122 10V9H121ZM133 9H132V12L134 11ZM145 10V9H144ZM237 10V11H236ZM246 10V9H245ZM264 10V9H263ZM64 11V10H63ZM114 11L116 12V10L114 9ZM120 11V10H119ZM118 11V13L119 14H121L120 12ZM145 11H148V10H145ZM153 11V10H152ZM152 11H148V12H152ZM38 12V11H37ZM60 12V11H59ZM69 12V11H68ZM135 12V11H134ZM162 12V11H161ZM215 12V11H214ZM241 12L242 13H244L242 10H240V14H241ZM257 12V11H256ZM42 13V12H41ZM40 13V14H41ZM63 13V12H62ZM61 13V14H62ZM70 13V12H69ZM100 13H102V11H100ZM100 13H99V15H100ZM111 13V12H110ZM109 13V14H110ZM117 13V12H116ZM128 13L130 14L131 12H129L128 11ZM136 13V12H135ZM138 13V12H137ZM207 12H205L204 14H206ZM246 13V12H245ZM57 14V13H56ZM61 14H59L58 13V15H60L61 16ZM64 14V13H63ZM68 14V13H67ZM67 14H66V16H67ZM71 14V13H70ZM70 14H69V18H70ZM128 14V15H129ZM132 14V13H131ZM139 14H140V12H139ZM143 14V13H142ZM141 14V15H142ZM148 14H151V13H148ZM160 14V13H159ZM194 14V13H193ZM257 14V13H256ZM259 14V13H258ZM20 14H18V16H19ZM37 15V14H36ZM39 15V14H38ZM53 15V14H52ZM55 15V14H54ZM65 15V14H64ZM108 15V14H107ZM106 14H105V16H107ZM114 15H116V14H114ZM141 15H140V18H141ZM144 15V14H143ZM195 15H197V14H195ZM247 15V14H246ZM250 15H248V16H250ZM253 15V14H252ZM57 16V15H56ZM59 16V17H60ZM88 16V17H89ZM108 16H110V15H108ZM113 15L111 14V17H112ZM117 16H118V14H117ZM130 16V15H129ZM128 16V18L130 19V17ZM134 16H136V15H134ZM146 16V15H145ZM144 16V18H146ZM148 16V15H147ZM159 16H162V15H158V17ZM194 16V15H193ZM213 16V15H212ZM244 16H245V14H244ZM243 16V17H244ZM21 17V16H20ZM26 17V16H25ZM39 17V16H38ZM50 17L52 18V16L50 15ZM50 17L48 18V20L50 19ZM101 17V16H100ZM120 17V16H119ZM118 17V18H119ZM136 17H138L139 18V16L137 15ZM155 17V16H154ZM153 17V18H154ZM196 17V19H197V16H195ZM208 17H209V15H208ZM211 17V16H210ZM255 17V16H254ZM257 17V16H256ZM18 18V17H17ZM36 18V17H35ZM47 18V17H46ZM55 18V17H54ZM58 18V17H57ZM67 18V17H66ZM69 18H68V20H69ZM71 18H73V14H72V17ZM103 19H104V17H102ZM107 17H105V21L102 19V22H105L106 23V21H109V20H107L106 19ZM116 18V17H115ZM121 18V17H120ZM120 18H119V20H120ZM125 18H127L126 16H125ZM125 18H123L124 20H126ZM127 18V19H128ZM143 18V17H142ZM150 18V17H149ZM184 18V17H183ZM264 18V17H263ZM59 19V18H58ZM61 19H62V17H61ZM111 19H113V18H111ZM128 19V20H129ZM151 19V18H150ZM149 19V20H150ZM205 19V18H204ZM14 20H15V18H14ZM35 20V19H34ZM72 20V19H71ZM89 20H91V19H89ZM121 20H122V18H121ZM120 20V21H121ZM123 20V22H125ZM132 20V19H131ZM131 20H129V21H131ZM144 20H147L148 22L147 23H150L149 22V20H148V18H146V19H144ZM183 20V19H182ZM201 20V19H200ZM211 20V19H210ZM262 20V19H261ZM13 21V20H12ZM27 21V20H26ZM50 21H52L51 19H50ZM49 21V22H50ZM80 21V22H81ZM120 21L118 22V23H120ZM128 21V22H129ZM133 21V20H132ZM135 21H136V19H135ZM134 21V22H135ZM139 21V22H138ZM137 22H138V25H136V23H135V25H134V27L136 26V28H138V27H142V26H140V25H142V23H140V20H138ZM152 21V20H151ZM194 21H195V19H194ZM213 21V20H212ZM238 21H241V20H238ZM15 22V21H14ZM21 22V21H20ZM46 22V21H45ZM45 22H44V24H45ZM76 22V23H77ZM112 21L110 20V23H111ZM122 22V21H121ZM122 22V23H123ZM134 22L133 23H131V24H129V23H127V24H129V25H131L132 26V24H134ZM145 22V21H144ZM161 22V21H160ZM228 22V21H227ZM264 22V21H263ZM19 22H17L16 24H18ZM34 23V22H33ZM37 23V22H36ZM41 23V22H40ZM91 23V22H90ZM93 23V24H92ZM91 24L92 25H89L88 23H87V25H89V27L91 28V26H93V27H95V26H97V24L94 26V22H92ZM101 22H99L98 24H100ZM104 23V24H105ZM109 23V24H110ZM126 23V22H125ZM139 23H140V25H139ZM146 23V24H147ZM203 23L205 24V23H207V20H203ZM209 23V22H208ZM223 23V22H222ZM236 23V22H235ZM20 24V23H19ZM25 24V23H24ZM85 23H83L82 25H84ZM101 24H103V23H101ZM113 24H115V22L113 23ZM112 24V25H113ZM144 25H143V27L145 26H147V27H149L148 25H146L145 23H143ZM210 24V23H209ZM219 24H221V23H219ZM227 24V23H226ZM254 24H255V22H254ZM14 25V24H13ZM25 25H27V24H25ZM77 25V24H76ZM79 25H80V23H79ZM120 25V24H119ZM122 25V24H121ZM159 25V24H158ZM163 25V24H162ZM168 25V24H167ZM213 25V24H212ZM224 25V24H223ZM44 26V25H43ZM66 26V25H65ZM74 26V25H73ZM86 26V25H85ZM100 26V25H99ZM126 26L127 25H124L123 26V28H122V33L124 34V36L125 37H127L126 35H129V34H126L127 32H126V30H127V28L129 27H127L126 28ZM138 26V27H137ZM160 26V25H159ZM171 26H173V25H171ZM194 26V25H193ZM204 26V25H203ZM17 27V26H16ZM15 27V28H16ZM68 27V26H67ZM74 27H77V26H74ZM79 27V26H78ZM78 27L77 28H74V29H78ZM82 27V26H81ZM88 27V26H87ZM101 27V26H100ZM99 27V28H100ZM119 28L120 26H114V27H112L113 29L114 28ZM133 27V28H134ZM144 27V28H145ZM151 27V26H150ZM195 27V26H194ZM12 28L14 29V27L12 26ZM56 28V27H55ZM82 28H86V27H82ZM89 28V29H90ZM95 28H98V27H95ZM102 28H104V27H102ZM109 28V27H108ZM110 28H111V26H110ZM133 28H132V30H133ZM152 28V27H151ZM160 28V27H159ZM169 28V27H168ZM261 28H264V27H261ZM72 29V28H71ZM81 29V28H80ZM87 29V28H86ZM92 29V28H91ZM107 29V27H105V30ZM113 29H111V30H113ZM129 29V28H128ZM140 29H143V28H140ZM140 29H138V30H140ZM193 29V28H192ZM197 29V28H196ZM205 29H206V27H205ZM205 29H204V31H205ZM222 29V28H221ZM17 30V29H16ZM56 30H58V29H56ZM67 30V29H66ZM93 30V29H92ZM100 30V29H99ZM108 30V29H107ZM106 30V31H107ZM110 30V31H111ZM114 30H116V29H114ZM113 30V31H114ZM120 30V29H119ZM136 31H137V29H135ZM145 30V29H144ZM171 30V29H170ZM64 31H65V29H64ZM73 32H74V30H72ZM83 31V30H82ZM85 31H87V30H85ZM85 31H83V32H85ZM95 31V30H94ZM134 31V30H133ZM148 31V30H147ZM157 31V30H156ZM168 31H169V29H168ZM181 31V30H180ZM196 31V30H195ZM203 31V32H204ZM248 31V30H247ZM246 31V32H247ZM254 31V30H253ZM258 31V30H257ZM15 32V30H13V32L12 33H14ZM48 32V31H47ZM67 32V31H66ZM78 32V31H77ZM77 32H74V34H76ZM82 32V34H84ZM87 32H89V31H87ZM91 32V31H90ZM109 32V31H108ZM120 32V31H119ZM126 32V33H125ZM128 32H129V30H128ZM138 32V31H137ZM149 32V31H148ZM147 32V33H148ZM183 32V31H182ZM208 32V31H207ZM251 32V31H250ZM249 31H248V33H250ZM255 32V31H254ZM259 33H260V31H258ZM263 32V31H262ZM11 33V34H12ZM58 34V31L56 32L55 31V35H57ZM68 33V32H67ZM67 33H65L64 35H66V37H64V39H66L67 38V35L69 34H67ZM94 33V32H93ZM105 33V32H104ZM116 33V31L114 32V34ZM130 33V32H129ZM135 33V32H134ZM150 33V32H149ZM149 33L147 34V36L149 35ZM52 34H53V32H52ZM72 35H74L73 33H71ZM70 34V35H71ZM81 34V33H80ZM80 34H79V36H80ZM91 34V33H90ZM109 34H113V33H109ZM119 34V33H118ZM126 34V35H125ZM138 34V33H137ZM137 34H132V36L134 35V36H136ZM194 34V33H193ZM222 34V33H221ZM251 34V33H250ZM255 34V33H254ZM254 34H251V35H254ZM260 34H262V33H260ZM63 35V34H62ZM69 35V36H70ZM71 35V36H72ZM84 35H86V33L84 34ZM84 35H83V38H84ZM88 35V34H87ZM86 35V36H87ZM94 35V34H93ZM104 35V34H103ZM102 34H100L99 35V37H101V40L103 39L102 38V36H103ZM107 35V34H106ZM139 35H140V32H139ZM157 35H158V33H157ZM180 35H182L183 36V34H180ZM204 35V34H203ZM225 35V34H224ZM246 35V34H245ZM52 36V35H51ZM53 36H54V34H53ZM52 36V37H53ZM77 36V35H76ZM110 36V35H109ZM117 36V35H116ZM130 36V35H129ZM181 36V37H182ZM247 36H249V35H247ZM256 36V35H255ZM254 36V38H256ZM261 36H263V35H261ZM13 37V36H12ZM55 37V36H54ZM59 37V36H58ZM78 37V36H77ZM93 37V36H92ZM105 37V36H104ZM108 37V36H107ZM110 37H112V36H110ZM113 37H114V35H113ZM190 37V36H189ZM192 37V36H191ZM246 37V36H245ZM259 37V36H258ZM51 38V37H50ZM83 38H80L81 40L83 39ZM96 38V37H95ZM109 38V37H108ZM116 38V37H115ZM122 38V37H121ZM124 38V37H123ZM128 39H130L129 37H127ZM127 38H125V39H127ZM134 38V37H133ZM158 37H156L155 38V40L157 39ZM184 38H185V36H184ZM183 38V39H184ZM194 38V37H193ZM192 38V39H193ZM220 38H221V36H220ZM223 38V37H222ZM235 38V37H234ZM233 38V39H234ZM244 38V37H243ZM249 38V37H248ZM252 36L250 37V41H254L255 39H254ZM264 38V37H263ZM70 39V38H69ZM72 39V38H71ZM73 39H76L77 40V38H73ZM79 38H78V40H80ZM86 39V38H85ZM85 39H83V43H82V41H80V43H82L83 45L80 47L81 49H79V50H81V56H82V59H86V57H85V55H86V49H85V44H87L86 42H85ZM111 39V38H110ZM114 39V38H113ZM120 39V38H119ZM160 39V38H159ZM165 39V38H164ZM168 39V38H167ZM182 39V38H181ZM182 39V40H183ZM217 39V38H216ZM240 39V38H239ZM242 39V38H241ZM245 39V38H244ZM251 39H254V40H251ZM42 40H45V39H43V37H42ZM42 40H41V38H39V41H40V43L42 42ZM49 40H51V45H55V42H57L56 40H58L56 37L55 38H52V39H49ZM67 40V39H66ZM76 40H74V41H76ZM97 40H98V38H97ZM96 40V42L94 43V45L93 46H95V47H98L99 46V44H101L102 45V43H105V42H103V41H100V39H99V44H97L98 43V41ZM131 40H135V38L134 39H132L131 38ZM171 40V39H170ZM185 40V39H184ZM209 40V39H208ZM236 40V39H235ZM243 40V39H242ZM63 41V40H62ZM69 41V40H68ZM73 41V40H72ZM120 41H122V40H120ZM167 41V40H166ZM173 41V40H172ZM186 41V40H185ZM189 41H190V39H189ZM217 41V40H216ZM223 42H224V39L222 40ZM260 41V44H261V46H260V49L262 48V51H260V52H262V56L260 55V53H259V55L261 56V59L263 58L264 59V40H262V39H260V40H258V42ZM14 42V41H13ZM36 42H38V41H36ZM46 42V41H45ZM50 42V41H49ZM60 42V41H59ZM59 42H57V44H59ZM64 42V44H65V40L63 41ZM63 42H61L62 43V46H63ZM71 42V41H70ZM79 42V41H78ZM102 42V43H101ZM109 42V41H108ZM123 42H124V40H123ZM156 42H158V39L156 40ZM164 42V41H163ZM182 42V41H181ZM205 42H207V41H205ZM218 42H220V41H218ZM236 42L238 43V41L236 40ZM39 42H38V44L41 46L42 45V43L40 44ZM68 43V42H67ZM169 44L171 43L170 41L168 42ZM178 43H180V42H178ZM184 43V42H183ZM182 43V44H183ZM190 43V42H189ZM234 43V42H233ZM257 43V42H256ZM255 43V44H256ZM0 44H2V43H0ZM15 44V43H14ZM48 44V43H47ZM50 44V43H49ZM69 44V43H68ZM78 44V43H77ZM168 44V45H169ZM182 44H178L179 46H177V47H179V48H184V45H182ZM187 44V43H186ZM220 44H222V43H220ZM219 44V45H220ZM235 44V43H234ZM241 46H242V44L241 43H239ZM252 44V43H251ZM246 39H245V41H244V47H245V57L244 56H242V57H244V59L243 60H245L244 62H242V64H241V68L239 69L238 67H236L237 66V64H236V68L237 69H239L240 71H241V73L242 72H244V71H246V68H245V64L246 63H248L247 61H249L248 60V58H249V52H252V51H250V49L252 48L251 46H253V44L251 45ZM259 44V45H260ZM16 45V44H15ZM28 45H29V42H28ZM73 45H76V44H73ZM88 45V44H87ZM87 45H86V47H87ZM111 45V44H110ZM130 45V44H129ZM162 45V44H161ZM166 45V44H165ZM218 45V44H217ZM258 45V46H259ZM45 46V45H44ZM50 47V48H54V47ZM68 46V45H67ZM89 46V45H88ZM113 46V45H112ZM125 47H126V44L124 45ZM123 46V47H124ZM158 46V45H157ZM163 46V45H162ZM235 46V45H234ZM254 46H256V45H254ZM29 47V46H28ZM31 47V46H30ZM56 47V46H55ZM58 47V46H57ZM69 47V46H68ZM100 47V46H99ZM161 47V46H160ZM176 47V46H175ZM190 47V46H189ZM188 47V48H189ZM257 47V46H256ZM41 48H43V47H41ZM49 48V49H50ZM77 48V47H76ZM87 48H89V47H87ZM93 48V47H92ZM101 48V47H100ZM100 48H98V49H100ZM110 48V47H109ZM156 49H157V47H155ZM159 48V47H158ZM167 48H169V49H166V51H168V50H170V48H171V46L170 47H167ZM174 48V47H173ZM234 48V47H233ZM255 47H253V49H254ZM25 49V48H24ZM65 49V48H64ZM63 49V50H64ZM95 49V48H94ZM97 48H96V50L95 51H97L98 50ZM108 49V48H107ZM177 49V48H176ZM35 50V49H34ZM37 50V49H36ZM46 50V49H45ZM51 50H53V49H51ZM123 50V49H122ZM159 50V49H158ZM173 50V49H172ZM179 50V49H178ZM233 50V49H232ZM231 50V51H232ZM235 51H236V49H234ZM233 50V52H235ZM28 51V50H27ZM47 51H48V49H47ZM66 51V50H65ZM77 51V50H76ZM90 51V50H89ZM93 51V50H92ZM94 51V52H95ZM110 51V50H109ZM131 51V50H130ZM162 51V50H161ZM165 51V52H166ZM173 51H175V50H173ZM185 51H186V49H185ZM221 51V50H220ZM73 52H74V50H73ZM157 51H154L153 53H156ZM159 52L160 51H158V53H156V54H159ZM164 52V53H165ZM54 53V52H53ZM90 53H92V52H90ZM96 53V52H95ZM95 53H93V55L95 54ZM131 53V52H130ZM152 53V54H153ZM217 53H219V52H217ZM253 53V52H252ZM251 53V54H252ZM35 54V53H34ZM39 54H41L40 52H39ZM48 54V53H47ZM168 54H169V52H168ZM184 54H186V53H184ZM224 54V53H223ZM231 54H235V53H232L231 52ZM31 55V54H30ZM80 55V54H79ZM88 55H89V53H88ZM87 55V56H88ZM93 55H89L90 57L89 58H91L92 59V57H93ZM153 55H155V54H153ZM160 55V54H159ZM163 55V54H162ZM161 55V56H162ZM165 55H167V54H165ZM243 55V54H242ZM33 56V55H32ZM37 56V55H36ZM73 56V55H72ZM77 56V55H76ZM76 56H74V57H76ZM156 56V59L159 57V56H157V55H155ZM185 56V55H184ZM236 56V55H235ZM254 56V55H253ZM47 57V56H46ZM64 57V56H63ZM62 57V58H63ZM79 57V56H78ZM78 57H76V59L78 58ZM95 57V56H94ZM93 57V58H94ZM168 57L169 58H172V57H170L169 55H168ZM222 56H220V58H221ZM228 57H229V55H228ZM232 57V56H231ZM230 57V58H231ZM240 57V56H239ZM44 58V57H43ZM42 58V59H43ZM47 58H49V57H47ZM51 58V57H50ZM96 58V57H95ZM102 58V57H101ZM100 58V59H101ZM153 58V57H152ZM219 58V59H220ZM251 58V57H250ZM36 59H38L39 60V58H37L36 57ZM63 59H65V57L63 58ZM67 59H68V57H67ZM80 59V58H79ZM84 59V60H85ZM155 59V58H154ZM154 59H152L153 60V62H154ZM217 58H216V56H215V58H214V64H216L217 63V61H215ZM232 59V58H231ZM37 60V61H38ZM71 60V61H70ZM69 60V63L71 62L72 63V59H70ZM81 60V59H80ZM79 60V61H80ZM87 60V59H86ZM85 60V61H86ZM93 60V59H92ZM98 60V59H97ZM96 60V61H97ZM109 60V59H108ZM147 60V59H146ZM151 59L149 60V61H152ZM157 60H159V59H157ZM221 60V59H220ZM224 60V59H223ZM226 60H228V59H226ZM225 60V61H226ZM48 61V60H47ZM84 61V62H85ZM87 61H89V59L87 60ZM91 61V60H90ZM156 61V60H155ZM160 61V60H159ZM158 61V62H159ZM229 61H230V59H229ZM235 61L238 63V61H239V59L237 60V59H235ZM242 61V60H241ZM262 61V60H261ZM39 62V61H38ZM74 62H76V61H74ZM83 62V61H82ZM99 62H101L100 60H99ZM153 62H151L152 64H156V63H153ZM157 62V61H156ZM216 62V63H215ZM234 62V61H233ZM18 63V62H17ZM78 62H76V64H77ZM230 62H228L227 64H229ZM261 63V62H260ZM81 65H82V63H80ZM84 64H86V62L84 63ZM142 64V63H141ZM149 64V63H148ZM157 64H159V63H157ZM220 64V63H219ZM231 64V63H230ZM20 65V64H19ZM70 64H68V66H69ZM72 66H73V64H71ZM97 65V64H96ZM144 65V64H143ZM208 65V64H207ZM256 65V64H255ZM8 66V65H7ZM6 66V67H7ZM79 66V65H78ZM83 66V65H82ZM137 66H139V65H137ZM148 66V65H147ZM153 66H156V65H153ZM192 66V65H191ZM259 66V65H258ZM14 67V66H13ZM16 68H20L21 69V67H18V64H16V66H15ZM59 67V66H58ZM63 67V66H62ZM71 67V66H70ZM85 67V66H84ZM84 67H83V69H84ZM87 67V66H86ZM141 67V66H140ZM157 67V66H156ZM159 67H161V66H159ZM158 67V68H159ZM205 67V66H204ZM207 67H209V65L207 66ZM249 67V66H248ZM260 67H262V66H260ZM3 68V67H2ZM72 68H74V67H72ZM96 68V67H95ZM201 68V67H200ZM215 68V67H214ZM234 68V67H233ZM233 68H231L232 70H233ZM60 69V68H59ZM74 69H76V68H74ZM141 69V68H140ZM140 69H138V70H140ZM150 69V68H149ZM148 69V70H149ZM155 69V68H154ZM184 69V68H183ZM192 69V68H191ZM217 69V68H216ZM214 70V69H205L204 68V70L205 71H207V70H210V74H209V79L208 78H206L204 75H207V73L206 74H201V72L199 73L198 71V75L196 74V72L194 73V78H195V76L197 77V76H199L198 77V83L196 82V85L198 84V86L197 87H199L200 86V88H205V91H207L206 89H208V88H210V84H209V82H212L211 84L214 86V87H219L218 86V84H220V82H222V79L220 80L219 79V76H218V73H217V70ZM219 69V68H218ZM264 69V68H263ZM4 70H6V69H3V71ZM17 70V69H16ZM19 70V69H18ZM71 70V69H70ZM117 70V69H116ZM137 70V69H136ZM160 70V69H159ZM159 70L157 71V72H159ZM178 70V69H177ZM201 70V69H200ZM203 70V69H202ZM203 70V71H204ZM256 70V69H255ZM74 71H76V70H74ZM94 71V70H93ZM179 71H181V69L179 70ZM202 71V72H203ZM235 72L237 71V70H234ZM259 71H260V69H259ZM16 72V71H15ZM91 72V71H90ZM139 72V71H138ZM137 72V73H138ZM146 72V71H145ZM144 72V73H145ZM222 72V71H221ZM238 72V71H237ZM248 72V71H247ZM2 73H4V72H2ZM19 73V72H18ZM94 73V72H93ZM115 73V72H114ZM176 73V72H175ZM188 74H189V72H187ZM193 73V72H192ZM192 73H191V75H192ZM257 73V72H256ZM255 73V74H256ZM14 74H17V72L16 73H14ZM79 74H82V72L80 73L79 72ZM92 74V73H91ZM102 74V73H101ZM147 74V73H146ZM226 81L225 82H227V84L229 83H231L230 81L232 80V77H231V74H230V69L229 68H226ZM236 74V73H235ZM234 74V75H235ZM243 74H245V73H243ZM114 75V74H113ZM143 75V74H142ZM190 75V74H189ZM188 75V76H189ZM233 75V76H234ZM242 75V74H241ZM2 76V75H1ZM3 76H5V73H4V75ZM19 76V75H18ZM30 76V75H29ZM32 76V75H31ZM101 76V75H100ZM115 76V75H114ZM126 76V75H125ZM137 76V75H136ZM139 76H140V74H139ZM208 76V75H207ZM242 76H244V75H242ZM17 77V76H16ZM90 77V76H89ZM96 77V76H95ZM99 77V76H98ZM177 77V76H176ZM178 77H179V74H178ZM181 77V76H180ZM179 77V78H180ZM231 77V78H230ZM261 77V76H260ZM28 78V77H27ZM88 78V77H87ZM101 78H103V77H100V79ZM137 78V77H136ZM183 78V77H182ZM186 78H187V76H186ZM221 78V77H220ZM231 80H230V79ZM240 78H244L245 79V77H241L240 76ZM240 78H239V80H240ZM1 79H2V77H1ZM26 79V78H25ZM50 79V78H49ZM48 79V80H49ZM92 79V78H91ZM104 79V78H103ZM139 79V78H138ZM143 79V78H142ZM141 79V80H142ZM168 79V78H167ZM166 79V80H167ZM189 79V78H188ZM193 79V78H192ZM192 79H189V81L191 82V80ZM223 79L225 80V78L223 77ZM241 79V81H244V80H242ZM27 80V79H26ZM28 80H30V79H28ZM89 80V79H88ZM102 80V79H101ZM128 80V79H127ZM140 80V79H139ZM178 80V79H177ZM180 80H182L181 78H180ZM186 80V79H185ZM219 80H220V82H219ZM234 80H235V78H234ZM234 80H232V82H234ZM31 81V80H30ZM40 81V80H39ZM92 81H93V79H92ZM179 81V80H178ZM182 81H184V80H182ZM181 81V82H182ZM187 81V80H186ZM185 81V82H186ZM193 81H194V79H193ZM192 81V82H193ZM238 80H236V82H237ZM264 81V80H263ZM29 82V81H28ZM91 82V81H90ZM104 82H105V80H104ZM129 82V81H128ZM138 82V81H137ZM141 82V81H140ZM151 82H153V81H151ZM175 86L173 85L172 87H174V88H176V87H178V85H177V81L175 80ZM180 82V81H179ZM181 82H180V84H181ZM194 82V83H195ZM219 82V83H218ZM224 82V81H223ZM222 82V83H223ZM42 83V82H41ZM58 83H60V82H58ZM121 83H123V82H121ZM132 83V82H131ZM145 83V82H144ZM143 83V84H144ZM150 83V82H149ZM166 83V82H165ZM183 83V82H182ZM235 83V82H234ZM233 83V84H234ZM256 83V82H255ZM258 83V82H257ZM28 84V83H27ZM48 84H50L49 82H48ZM88 84V83H87ZM95 84V83H94ZM126 84V83H125ZM133 84H135L136 85V82L134 81V83ZM133 84H132V87H133ZM138 84L140 85V83L138 82ZM152 84V83H151ZM155 84V83H154ZM186 84V83H185ZM189 84V82L187 83V85ZM208 84H209V86H208ZM232 84V83H231ZM232 84V85H233ZM42 85V84H41ZM40 85V86H41ZM58 85V84H57ZM56 85V86H57ZM102 85V84H101ZM164 85V84H163ZM193 85V84H192ZM191 85V86H192ZM221 85V84H220ZM255 85V84H254ZM259 85V87L260 86H262L261 85V83L260 84H258ZM8 86V85H7ZM35 86H37V85H35ZM85 86V85H84ZM96 86H97V84H96ZM103 86V85H102ZM101 86V87H102ZM180 86V85H179ZM188 86H190V85H188ZM190 86V87H191ZM195 86V85H194ZM194 86H192V87H194ZM206 86L208 87V88H206ZM213 86H211V88L213 87ZM228 86V85H227ZM6 87V86H5ZM30 87V86H29ZM38 87V86H37ZM41 87H43V86H41ZM47 87V86H46ZM90 87H92V86H90ZM100 87V88H101ZM122 87V86H121ZM125 87V86H124ZM131 87V88H132ZM137 87V86H136ZM140 87V86H139ZM155 87V86H154ZM164 86H162V88H163ZM188 88V89H194V88ZM217 87H216V90L218 91V92H220L219 91V89L221 90V88H219V89H217ZM221 87V86H220ZM229 87V86H228ZM256 87H258L257 85H256ZM19 88V87H18ZM20 88H22V87H20ZM99 88V89H100ZM126 88V87H125ZM134 88V87H133ZM132 88V89H133ZM162 88L161 89H157V90H162ZM181 88V87H180ZM180 88H177V90L178 89H180ZM33 89V88H32ZM41 89V88H40ZM82 89V88H81ZM94 89V88H93ZM102 89V88H101ZM122 89H124L123 87H122ZM134 89H136V88H134ZM141 89V88H140ZM143 89V88H142ZM149 89V88H148ZM168 89V88H167ZM173 89V88H172ZM256 89H258V88H256ZM262 89V88H261ZM264 89V88H263ZM21 90V89H20ZM19 90V91H20ZM27 90V89H26ZM30 91H31V89H29ZM127 90V89H126ZM138 91H140L139 89H137ZM163 90H164V88H163ZM169 90V89H168ZM190 90V91H191ZM196 90V89H195ZM210 90V89H209ZM213 90V89H212ZM215 90V91H216ZM37 91V90H36ZM35 91V92H36ZM42 91V90H41ZM44 91V90H43ZM42 91V92H43ZM57 91V90H56ZM91 91V90H90ZM93 91V90H92ZM122 91V90H121ZM132 91V90H131ZM174 91H175V89H174ZM174 91H172L173 92V95H172V98H173V96H174ZM190 91H188L189 93H190ZM194 90H192L191 91V93L190 94H192V92H193ZM204 91V93H206ZM216 91V92H217ZM244 91H246V90H244ZM261 91V90H260ZM260 91H257V92H260ZM264 91V90H263ZM2 92V91H1ZM0 92V93H1ZM13 92V91H12ZM27 92V91H26ZM32 92V91H31ZM46 92V91H45ZM44 92V93H45ZM108 92H110V90L108 91ZM133 92H135V91H133ZM141 92V91H140ZM151 92V91H150ZM155 92V91H154ZM158 91H156V93H157ZM171 92V91H170ZM177 91H175V93H176ZM215 92V93H216ZM231 92V91H230ZM250 92V91H249ZM7 93V92H6ZM38 93V92H37ZM89 93V92H88ZM112 93V92H111ZM114 93V92H113ZM126 93V92H125ZM131 93V92H130ZM138 93V92H137ZM166 93V92H165ZM179 93V92H178ZM184 93H186V92H184ZM183 93V94H184ZM203 93V94H204ZM261 93V92H260ZM263 93V92H262ZM5 94V93H4ZM30 94V93H29ZM42 94V93H41ZM76 94V93H75ZM122 94V93H121ZM135 94L136 93H134V98H135ZM159 94V93H158ZM160 94H161V92H160ZM164 94V93H163ZM172 94V93H171ZM190 94H188V95H190ZM218 94V93H217ZM229 94H232V93H229ZM229 94H225L226 95V97L227 96H229ZM249 94V93H248ZM248 94H246V92H244V94H242L241 95V102H240V104L243 102V100H246L247 98V96H245V95H248ZM251 94V93H250ZM249 94V95H250ZM257 94V93H256ZM255 94V95H256ZM1 95V94H0ZM21 95V94H20ZM43 95V94H42ZM42 95H39V94H37V99L39 100H41V98H43V97H41ZM74 95V94H73ZM72 95V96H73ZM82 95V94H81ZM80 95V97L82 98L83 96H81ZM87 95H89V94H87ZM109 95H111V94H109ZM120 95V94H119ZM137 95V94H136ZM138 95H139V93H138ZM137 95V96H138ZM143 95V94H142ZM162 95V94H161ZM161 95H158L159 97L161 96ZM169 95V94H168ZM176 95V94H175ZM179 95V94H178ZM187 95V96H188ZM248 95V96H249ZM254 95V96H255ZM258 95V94H257ZM256 95V96H257ZM260 95V94H259ZM264 95V94H263ZM4 96V95H3ZM5 96H7V95H5ZM17 96V95H16ZM19 96V95H18ZM28 96V95H27ZM45 96H46V94H45ZM86 96V95H85ZM92 96V95H91ZM112 96V95H111ZM141 96V95H140ZM145 96V95H144ZM164 96H166V94L164 95ZM177 96V95H176ZM182 96H184V95H182ZM187 96H185V98H188ZM190 96H192L193 98V100L195 101V98H194V96H193V94L192 95H190ZM200 96H202V95H200ZM199 96V97H200ZM213 96L215 97L216 95H214L213 94ZM1 97H2V95H1ZM90 97V96H89ZM89 97H87V98H89ZM94 97V96H93ZM116 97V96H115ZM143 97V96H142ZM150 97V96H149ZM159 97H158V99H156V100H159ZM169 97V99H171V97L170 96H168ZM179 97V96H178ZM181 97V96H180ZM179 97V98H180ZM198 97V96H197ZM204 97V96H203ZM203 97H201L199 100H198V104L197 105H199L200 107H201V105H202V107L201 108H205L206 106H204L203 104H201V103H205V102H207V100L204 102V98ZM230 97V96H229ZM240 97V96H239ZM238 97V98H239ZM4 98V97H3ZM6 98V97H5ZM109 98V97H108ZM162 98V99H161ZM164 97H163V95H162V97H160V100H162V101H164V99H163ZM167 98V97H166ZM176 98V97H175ZM202 98H203V101H202ZM231 98V97H230ZM232 98H234V97H232ZM253 98V96L251 97L250 96V99H252ZM255 98V97H254ZM253 98V99H254ZM257 98H258V96H257ZM259 98H260V96H259ZM264 98V97H263ZM16 99V98H15ZM17 99H19V97L17 98ZM16 99V100H17ZM90 99V98H89ZM110 99V98H109ZM115 99V98H114ZM183 99V98H182ZM182 99H181V101H182ZM189 99H191L190 97H189ZM189 99H186V104H185V110H186V112L188 113V110H189V108L190 107H193L194 105H196L195 103H193V106H191L192 104H190V103H188V100ZM206 99V98H205ZM217 99V98H216ZM228 99V98H227ZM249 99V100H250ZM252 99V100H253ZM7 100V99H6ZM71 100V99H70ZM78 100V99H77ZM137 100V99H136ZM143 100H145V99H143ZM142 100V101H143ZM153 100H154V98L152 99V100H150V102H153ZM172 100V99H171ZM176 99H174V101H175ZM180 100V99H179ZM179 100H176V102H178ZM185 99H183V101H184ZM226 100V99H225ZM248 100V101H249ZM252 100H250V101H252ZM258 100V99H257ZM263 99H261V101H262ZM18 101V100H17ZM79 101H80V99H79ZM85 101V100H84ZM113 101V100H112ZM147 101V100H146ZM173 100H172V102H174ZM227 101V100H226ZM253 101H256L255 99L253 100ZM259 101V104L258 105H260V100H258ZM5 102V101H4ZM29 102V101H28ZM43 102V101H42ZM86 102V101H85ZM103 102V101H102ZM124 102V101H123ZM122 102V103H123ZM145 102V101H144ZM144 102H143V105H142V107H144ZM190 102V101H189ZM227 102H229V101H227ZM235 102V101H234ZM17 103V102H16ZM39 102H37V104H38ZM72 103V102H71ZM83 103V101L82 102H80V104H82ZM132 103H134V102H132ZM141 103V102H140ZM149 103V102H148ZM154 103V102H153ZM160 103L162 104V103H164V102H159V106H160ZM175 103V102H174ZM181 103V102H180ZM179 102L178 103H176V104H180ZM226 103V102H225ZM253 103V102H252ZM255 103V102H254ZM256 103H257V101H256ZM18 104V103H17ZM78 104V103H77ZM90 105H91V103H89ZM145 104H147V102H145ZM169 104H170V102H169ZM168 104V105H169ZM206 104V103H205ZM217 104V103H216ZM237 104V103H236ZM4 105V104H3ZM2 105V106H3ZM26 105V104H25ZM120 105V104H119ZM136 105H137V103H136ZM148 105H150V104H148ZM153 105V104H152ZM163 105V104H162ZM190 105V106H189ZM228 105V104H227ZM245 105H247V104H245L244 103V106ZM262 105V104H261ZM39 106H40V104H39ZM80 106V105H79ZM141 106V105H140ZM170 106V105H169ZM173 106H176L175 104L173 105ZM180 106V108H178V110H180L181 109V107H182V105L180 104L179 105ZM178 106V107H179ZM204 106V107H203ZM225 107H226V105H224ZM252 107H253V104L251 105ZM263 106V105H262ZM261 106V107H262ZM1 107V106H0ZM86 107V106H85ZM129 107V106H128ZM146 107H148V106H146ZM158 107V106H157ZM163 107V106H162ZM228 107V106H227ZM232 107V106H231ZM241 107V106H240ZM246 107V106H245ZM256 107L258 108V106L256 105ZM80 108V107H79ZM131 108V107H130ZM133 108V107H132ZM138 108V107H137ZM150 108H152L151 107V105H150ZM159 108V107H158ZM161 108V107H160ZM159 108V109H160ZM170 108V107H169ZM183 108V107H182ZM197 108V106H195V109ZM201 108H199V109H201ZM224 108V107H223ZM236 108V107H235ZM241 108H243V107H241ZM80 109H82V108H80ZM140 109V108H139ZM145 109H147V108H145ZM153 109H155V111L157 110L156 108H153ZM158 109V110H159ZM171 109H172V104H171ZM176 110H177V107L175 108ZM174 109V110H175ZM183 109V110H184ZM207 108H205V110H206ZM229 109H231L230 107H229ZM232 109H234L233 107H232ZM247 109V108H246ZM259 109V108H258ZM38 110H39V108H38ZM38 110H37V112H38ZM134 110V109H133ZM143 110H144V108H143ZM161 110V109H160ZM164 110V109H163ZM175 110V111H176ZM182 110V109H181ZM182 110V111H183ZM191 110H192V108H191ZM218 110V109H217ZM216 110V111H217ZM226 110H227V108H226ZM239 110H240V108H239ZM242 110V109H241ZM249 110V109H248ZM257 109H255V111H256ZM260 110H261V108H260ZM264 110V109H263ZM262 110V111H263ZM5 111H6V109H5ZM131 111V110H130ZM142 111V110H141ZM148 110H144V112H147ZM150 111V110H149ZM149 111H148V113H149ZM167 111V110H166ZM171 111V110H170ZM193 111H194V109H193ZM224 111V110H223ZM222 111V112H223ZM254 111V112H255ZM4 112V111H3ZM7 112V111H6ZM121 112V111H120ZM128 112V111H127ZM154 112V111H153ZM169 112V111H168ZM179 112V111H178ZM192 112V111H191ZM227 112H229L230 113V111H227ZM226 112V113H227ZM118 113V112H117ZM155 113H157V112H155ZM162 113V110H161V112L159 111V114H161ZM164 113H165V111H164ZM167 113V112H166ZM165 113V114H166ZM171 113V112H170ZM176 113H177V111H176ZM193 113V112H192ZM203 113V112H202ZM239 113H240V111H239ZM242 113V112H241ZM252 113V112H251ZM261 113V112H260ZM259 113V114H260ZM129 114V113H128ZM127 114V115H128ZM145 115H146V113H144ZM153 114V113H152ZM201 114V113H200ZM219 114H220V112H219ZM222 114H224V113H222ZM228 114V113H227ZM226 114V115H227ZM252 114H255V113H252ZM259 114H256L255 115V117H257V115H259ZM262 114V113H261ZM11 115V114H10ZM22 115V114H21ZM113 115V114H112ZM149 115V114H148ZM154 115V114H153ZM157 115V114H156ZM155 115V116H156ZM163 115V114H162ZM172 115H174L173 117L174 118H177L178 119V117L176 116L175 117V113L174 114H172ZM185 115H186V113H185ZM225 115V116H226ZM230 115V114H229ZM232 115V114H231ZM233 115H235V114H233ZM242 115L244 116V114L242 113ZM2 116V115H1ZM74 116V115H73ZM110 116V115H109ZM136 116V115H135ZM149 116H151V113H150V115ZM149 116H147V118L149 117ZM165 115H163V117H164ZM167 116V115H166ZM171 116V115H170ZM184 116V115H183ZM218 116V115H217ZM228 116V115H227ZM226 116V117H227ZM239 116L241 117V114H238L237 113V118H236V120L234 121L235 122V130L236 131H234V136H233V139L230 141L228 138H226V137H228V136H226V134H228V133H226V132H228L229 130V128L230 127H228V125L229 124H227V123H229V122H227L226 124H225V126L222 128V130H220V132H219V135H217V138L216 139H214V145H213V147H212V150L215 152V154H217L218 156H224V155H228L227 157H225V159H224V162H221L220 164H222V163H224V165L223 166H225V169L223 170V172L219 175V177H218V180L214 183V182H207V183H205L204 184V186H202L203 187V190H202V192L200 193V192H197L200 188H198V190H197V188H196V186L198 187V185H197V180L199 179V176H201V178L200 179H202V174L205 172L204 170H202L203 168H204V164H205V162H206V154L207 153H209L208 152V150L210 151V149H208V146H207V144L206 143H208V145H209V143L210 142H207V137H206V139H205V142H204V144H203V148H202V151H201V153H200V157L199 158H196L197 160H195V157H194V155H196V154H194V151H197V149L196 150H194V148H195V143H196V139L198 138L199 139V137H198V135H196L195 133H189L188 131L189 130H191V129H187V134L185 135V138H183L181 141H180V143H178L177 145H174L173 144V142H174V140H176V136L174 137V135H175V133L177 132L176 131V129H172L175 133H174V135L172 136V138L168 141V143L164 146V147H160V145H159V143H158V138L157 139H154V141L148 146V153H150V155H149V157H147L144 161H142L141 162V159H140V156L142 157V155L140 154V153H137V155L134 157V159L133 160H129V162L127 163V166H128V171H127V169L125 168V167H123L126 171H127V174L126 175H128V173L130 174V173H132L133 174V176H134V182H133V184H131V182L132 181H125L123 184H125V185H123V187L124 188H122V189H124V191L123 192H120V190L121 189H119L118 188V185H119V183H120V181H123V179L121 180L120 178L118 179V177L116 176V174H115V171H116V169L118 168V167H114V170L112 171V166H114V165H111V167H110V169H111V171H112V176L111 177H106V176H103V178L97 183V181L95 182L93 179H95V178H93V177H91V179H92V181H91V183H89L88 185H85V183L82 181V179H83V174H82V179L80 178V179H78L77 177H76V175H74V173H76V172H73V170H70V174L68 175V177H66L67 179L65 180V181H63V186H64V189L62 190V193L58 196V198H57V200H53V202L51 201V203H50V205H49V208L48 207H46L47 208V210H45V209H43V204L45 203L44 201H45V199L47 198V195L46 194H48L49 195V193L51 192V190L49 189V187H48V185H46L45 183L51 178L52 179V177H51V174L49 173L51 170L50 169H52L51 167H53V169H52V171L54 172V177L55 178H61L62 176H63V172L65 171V170H67V169H65L64 167L65 166H63V164L61 163V162H56L55 164H53L52 166H51V164H50V167H48L49 165H48V159H47V161H45V160H43L42 161V163L43 164H41L40 165V163H39V167H37L41 172H42V174L40 173V171H38L39 172V174H41L42 175V177H41V182H40V184L39 185H37L38 187H35L34 185H36L37 183H36V180H35V178L37 177V175L36 174H34L35 173V169H36V167H35V169L33 170V174L31 173V172H29L28 170H27V168L29 169L30 167H32L31 165H32V162H34L33 160H32V158H30L32 161L31 162H29L27 165H28V167L27 168H25L28 172H27V174H26V176L25 177H23V179L22 178H20V176L19 177H17V176H15L13 179H12V184L11 185H8V184H6V181H3V177H5V172L3 173V171L2 172H0L1 174H3V175H1V176H3L2 177V180H1V182L3 181V182H5V184L6 185H8V186H5V184L3 183V185L4 186H2V185H0V264H77L78 263V257L80 256L81 257V259L79 258V260H82V264H91V263H88L91 259H89V258H87V255L88 254H90V253H92V251L95 253L96 252V254H97V261H98V264H100V260H101V256L103 255V254H105V252L108 250V248H106L107 246L105 245V242L107 243V236H111L113 239H117V237L119 238V234H120V232L122 231V229L124 228V229H126V234H125V237H126V240H127V244L128 245H130V242L131 241H134V240H132V239H134L133 238V233L135 234L136 233V231H135V229H134V224H135V221L137 220V221H139V218L138 217H140L141 219H142V222L144 223V220H146V218L148 217V215H150V216H153V218H152V220L154 219V220H156L157 221V217H158V215L160 216H162L163 214L165 215L164 216V219H166V221H167V218H168V216H169V214L171 213H169L168 212V205H169V203H170V201H172L171 200V198H170V193H171V191H169L171 188H173V189H175V191L177 190H179V188L183 185V183L185 184V182L184 181H186L187 179V177H190V175H189V173L191 172V170L193 169V167H192V161H193V165H195V167L196 168H198L199 170V172L202 170V171H204V172H202V174H201V172H200V175L198 176V174H197V176H198V179L196 180L195 179V181H196V186H195V188H194V190H193V192L191 193V194H189V196H186V200L180 205L181 207V209L180 210H182V208L184 207V205H186V201L188 202V206H187V209L184 211L185 213H186V215H185V224H184V226L183 227H185V230L186 229H188V228H191L193 225H191V224H193V222L195 221V213H197V211L196 210H198V209H200L199 208V205H197L198 206V208L197 207H195V204H196V202L197 201H199V199H200V196L202 197V198H204V199H206V200H208L207 202H205V204H204V206L202 207V206H200V207H202V209H201V215H200V221L198 222V223H196V225H197V227L199 228V230H203V232H204V230H205V228H206V225H209V227L211 226L212 227V230H213V236H212V238H211V240L208 242V243H204L205 245H202V247L199 249V251L198 252H196L197 253V259L195 260V264H209V262L211 263V260H213L212 261V264H221V261L223 262V260H222V258H224V254H225V251H224V249H223V247H224V243L225 242H222L221 240V238L223 237V236H226V235H224V233L225 232H227L226 231V229L229 227L230 229H231V233H230V238H227V245H228V252H231V251H234V248H235V244H236V240H238L239 238V234H243L242 232L244 231V238L242 237H240L242 240H244V241H242L241 243H243L244 244V246H243V248L239 251L240 253H238L239 255V257H238V259H237V256H236V261H235V264H245L246 262V264H258L257 262L259 261V259L262 257L263 259H262V261H261V263L260 264H264V237H263V233H264V216H263V221L261 222V223H259V226L255 229L254 227V230L255 231H253L254 233H252L253 235H250L251 234V232L252 231H250V228L248 227L249 225L248 224H250V222H252L253 220H255L254 219V217H256V216H258L259 215V213L261 212V210L262 209H264V197H262V196H260V193H261V195L263 194V192H262V188H261V186H262V184H264V120H263V122H261L262 124H259L260 122H259V120H257L258 122V124H259V126H257V128H256V121H254V119L255 118H253L252 119V117H250L249 116V118H247L246 119V126H245V128L247 127V129H245L244 127V130L245 131H247V137H246V139L245 140H243V143H241V145L240 144H238V148H236V149H233L231 152H226V153H221V152H218L221 148L220 147H218V145H217V143L220 145V141H221V143H222V141L225 139V141H226V139H227V141H230L232 144L234 143V146H236L237 145V143H238V141H240V137L238 136L239 134H238V129L239 128H241L240 126L242 125L241 123H244V122H242V119L241 120H239L238 118H239ZM253 116V115H252ZM261 116V115H260ZM21 117V116H20ZM158 117V116H157ZM162 117V118H163ZM173 117L172 118H170V117H168L167 116V118H170V119H172L173 120ZM186 118H187V120L189 121V119H188V116L186 115L185 116ZM221 117H222V115H221ZM229 117V116H228ZM259 117V116H258ZM257 117V118H258ZM263 117V116H262ZM1 118V117H0ZM66 118V117H65ZM68 118V117H67ZM141 118V117H140ZM150 118V120L151 119H153L152 117H149ZM160 118H161V116H160ZM162 118L160 119V121L159 122H161V123H163V122H165V121H167V120H162ZM223 118V117H222ZM242 118V117H241ZM9 119V118H8ZM64 119V118H63ZM129 119V118H128ZM139 119V118H138ZM146 119V118H145ZM154 119H157V118H154ZM153 119V120H154ZM182 119H183V117H182ZM218 119H219V117H218ZM231 119V118H230ZM244 119V118H243ZM263 119H264V117H263ZM27 120V119H26ZM112 120H114V119H112ZM147 120V122H148V119H146ZM159 120V119H158ZM162 120V121H161ZM175 120V119H174ZM207 120V119H206ZM205 120V121H206ZM228 120V119H227ZM245 120V119H244ZM243 120V121H244ZM261 120H262V118H261ZM5 121V120H4ZM132 121V120H131ZM139 121H140V119L138 120V123H139ZM154 121H157V120H154ZM154 121L151 123L150 122V124L152 125L153 123H154ZM180 121V120H179ZM182 121V120H181ZM180 121V122H181ZM186 121V120H185ZM187 121V123L189 124V122ZM228 121H230V120H228ZM1 122H2V120H1ZM61 122V121H60ZM83 122V121H82ZM120 122V121H119ZM126 122V121H125ZM204 122V121H203ZM233 122V123H234ZM253 122H255V123H253ZM113 123V122H112ZM111 123V124H112ZM127 123V122H126ZM126 123H124V124H126ZM136 123V122H135ZM225 123V122H224ZM231 123V122H230ZM15 124H16V121L14 120L9 126L11 127V128H13L14 126H15ZM80 124V123H79ZM149 124V123H148ZM165 124V123H164ZM164 124H161L160 126H166V124L164 125ZM174 124L176 125V122H174ZM177 124H179V122L177 123ZM182 124V123H181ZM180 124V125H181ZM186 124V123H185ZM188 124H186L185 125V127H188ZM192 124V123H191ZM253 124H255V126L253 125ZM2 125V124H1ZM81 125V124H80ZM136 125H137V123H136ZM154 125V124H153ZM179 125V127H181ZM200 125V124H199ZM204 125V124H203ZM245 125V124H244ZM3 126V125H2ZM29 126V125H28ZM30 126H31V124H30ZM126 126V125H125ZM150 126V125H149ZM159 126V127H160ZM177 126V125H176ZM183 126H184V123H183ZM192 126V125H191ZM148 127V126H147ZM151 127H153V126H151ZM158 127V128H159ZM193 127V126H192ZM216 127V126H215ZM232 128H233V130H234V126H231ZM69 128V127H68ZM112 128V127H111ZM123 128H124V126H123ZM157 128V129H158ZM163 128V127H162ZM167 129H168V127H166ZM171 128V127H170ZM169 128V129H170ZM172 128H174V125H173V127ZM176 128V127H175ZM190 128V127H189ZM1 130H2V127L0 128ZM29 129H30V127H29ZM143 129V128H142ZM145 129V128H144ZM161 129V128H160ZM159 129V130H160ZM181 129H183L182 127H181ZM207 129V128H206ZM211 129V128H210ZM216 129V128H215ZM214 129V130H215ZM7 130V129H6ZM9 130V129H8ZM68 130V129H67ZM171 129H170V131H172ZM177 130H179V128L177 129ZM208 130V129H207ZM239 130H241V129H239ZM28 131V130H27ZM70 131V130H69ZM158 131V130H157ZM161 131V130H160ZM163 131L165 132V128L163 129ZM169 131V130H168ZM181 131V130H180ZM180 131H178V132H180ZM191 131H194V130H191ZM206 131V130H205ZM255 131H258V133L261 135L260 137H259V139H257V141H255V143H250L251 142V140H253L254 141V138H253V134H254V132ZM118 132H120V131H118ZM130 132V131H129ZM134 132V131H133ZM136 132V131H135ZM159 132V131H158ZM162 132V131H161ZM183 132V131H182ZM211 132V131H210ZM213 132V131H212ZM229 132H231V130L229 131ZM12 133V132H11ZM163 133V132H162ZM161 133V134H162ZM170 133H172V132H170ZM200 133H202V132H200ZM206 133V132H205ZM209 133V132H208ZM240 133H242L243 134V132H242V130H241V132ZM4 134V133H3ZM27 134H28V132H27ZM69 134V133H68ZM107 134V133H106ZM121 134V133H120ZM130 134V133H129ZM131 134H132V132H131ZM146 132H145V134H143L142 136H141V141L137 144L138 146H137V151H139V150H141L142 149V147L144 146V144H145V142H146V138H147V136H146ZM164 134V133H163ZM197 136V138L195 137V135ZM212 134V133H211ZM215 134V133H214ZM217 134H218V132H217ZM245 134V133H244ZM257 134V133H256ZM263 134V135H262ZM2 135V134H1ZM26 135V134H25ZM149 135V134H148ZM177 135V134H176ZM183 135V134H182ZM210 135V134H209ZM216 135V134H215ZM233 135V134H232ZM241 135V134H240ZM9 136H10V134H9ZM8 136V137H9ZM70 136V135H69ZM68 136V137H69ZM107 136V135H106ZM152 136H153V134H152ZM226 136V137H225ZM11 137V136H10ZM96 137V136H95ZM160 137V136H159ZM202 137H204V136H202ZM232 137V136H231ZM255 137V136H254ZM12 138V137H11ZM106 138V137H105ZM116 138V137H115ZM245 138V137H244ZM257 138H258V136H257ZM9 139V138H8ZM64 139V138H63ZM93 139V138H92ZM126 139V138H125ZM128 139V138H127ZM131 139V138H130ZM130 139H128V141L130 140ZM197 139V140H198ZM242 139V138H241ZM256 139V138H255ZM66 140V139H65ZM104 140V139H103ZM213 140V139H212ZM131 141V143L132 142H134V141H132V140H130ZM209 141H211V140H209ZM219 141V142H218ZM225 141H223L224 143H227V141L225 142ZM3 142V141H2ZM62 142V141H61ZM63 142H64V140H63ZM80 142V141H79ZM106 142H107V140L105 141V145H106ZM213 141H211V143H212ZM241 142V141H240ZM81 143V142H80ZM79 143V144H80ZM122 143V142H121ZM126 143H127V141H126ZM129 143V142H128ZM128 143L126 144V146L128 145ZM224 143H222V144H224ZM7 144V143H6ZM118 144V143H117ZM161 144V143H160ZM229 144V143H228ZM232 144H230V145H232ZM251 144H252V146H251ZM2 145V144H1ZM59 145V144H58ZM78 145V144H77ZM131 145V144H130ZM129 145V146H130ZM201 145V144H200ZM28 146V145H27ZM50 146V145H49ZM103 146V145H102ZM115 146V145H114ZM223 146V145H222ZM224 146H225V148H226V144H224ZM228 146V145H227ZM1 147V146H0ZM93 147V146H92ZM91 147V148H92ZM118 147V146H117ZM116 147V148H117ZM131 147V146H130ZM133 147V146H132ZM131 147V148H132ZM7 148V147H6ZM48 148V147H47ZM51 148V147H50ZM81 148V147H80ZM90 148V147H89ZM105 148V147H104ZM107 148V147H106ZM129 148V147H128ZM144 148V147H143ZM147 148V147H146ZM198 148H200L199 146H198ZM201 148L200 149H198L199 151L201 150ZM210 148V147H209ZM219 148V149H218ZM224 148V147H223ZM222 148V149H223ZM228 148V147H227ZM29 149V148H28ZM28 149H26V150H28ZM49 149V148H48ZM54 149V148H53ZM52 149V150H53ZM61 149V148H60ZM207 149V150H206ZM239 150V154L237 155L236 154V150ZM246 149H248V150H246ZM10 150V149H9ZM25 150V151H26ZM73 150V149H72ZM71 150V151H72ZM91 150V149H90ZM95 150H96V148H95ZM125 150V152L127 151V148H125L124 149ZM129 151H130V148L128 149ZM147 150V149H146ZM206 150V151H205ZM211 150V151H212ZM238 150H237V152H238ZM5 151H6V149H5ZM37 151V150H36ZM44 151V150H43ZM62 151V150H61ZM78 151V150H77ZM89 151V150H88ZM91 151H93V150H91ZM114 151H116V150H114ZM226 151H227V149H226ZM4 152V151H3ZM21 153H22V151H20ZM27 152V151H26ZM29 152V151H28ZM55 152V151H54ZM124 152V151H123ZM124 152V153H125ZM128 152V151H127ZM143 152V151H142ZM120 153H121V151H120ZM129 153V152H128ZM132 153V152H131ZM3 154V153H2ZM7 154V153H6ZM30 154V153H29ZM32 154V153H31ZM34 154V153H33ZM46 154V153H45ZM51 154V153H50ZM62 154V153H61ZM65 154V153H64ZM79 154V153H78ZM114 154H115V152H114ZM116 154H117V152H116ZM160 154H162V160H161V162L159 163V159H158V156L160 155ZM235 154H236V156H235ZM24 155V154H23ZM41 155V154H40ZM53 155V154H52ZM74 155V154H73ZM111 155V154H110ZM113 155V154H112ZM127 155H130V154H125L124 155V159H123V164L128 160V158L127 159H125L126 157H128ZM135 155V154H134ZM207 155H209V154H207ZM5 155H3L2 157H4ZM34 156V155H33ZM45 156V155H44ZM49 156V155H48ZM98 156V155H97ZM114 156V155H113ZM118 156H120V155H118ZM133 156V155H132ZM145 156V155H144ZM175 156L177 157V162L180 164L179 166L180 167H182V169L181 170H183V173H181V175H179V176H176L175 174L176 173H173V175H171L172 174V171L174 172V170H175V168H174V170H173V168H172V166H173V162H174V160L176 159L175 158ZM216 157V158H219V157ZM17 157H18V154H17ZM26 157V156H25ZM100 157L101 158H99L100 160H102V155H100ZM106 157V156H105ZM193 157H194V159H193ZM208 157V156H207ZM220 157V158H221ZM235 157H237L235 160H238V162L235 164V166H236V174L233 176V177H230L231 176V173H230V175H229V172L231 171V168L234 166L233 164H234V158ZM16 158V157H15ZM49 158V157H48ZM54 158V157H53ZM61 158V157H60ZM59 158V159H60ZM97 158V159H98ZM116 158V157H115ZM130 158V157H129ZM21 159V158H20ZM19 159V157H18V160L17 159H14V165H12V166H14L15 167V171H16V169L18 170V167H19V165H21L20 164V162L22 161V160H24V158L22 159V160H20ZM55 159V158H54ZM58 159V160H59ZM73 159V158H72ZM91 159V158H90ZM98 159V160H99ZM109 159V158H108ZM156 159H158L157 161H156ZM161 159V158H160ZM209 159V158H208ZM215 159V158H214ZM213 159V160H214ZM7 160H8V158H7ZM38 160V159H37ZM56 160V159H55ZM55 160H52V161H54L55 162ZM84 160V159H83ZM82 160V161H83ZM88 160V159H87ZM100 160L98 161V162H100ZM121 160V159H120ZM143 160V159H142ZM210 160V159H209ZM221 160H223L222 158H221ZM2 161V160H1ZM13 161V160H12ZM20 161V162H19ZM50 161V160H49ZM63 161V160H62ZM95 161V160H94ZM103 161L104 160H102V163H103ZM175 161V162H176ZM215 161V160H214ZM219 161V160H218ZM25 162V161H24ZM38 162V161H37ZM64 162V161H63ZM74 162H76V161H74ZM87 162V161H86ZM93 162V161H92ZM97 162V163H98ZM108 162V161H107ZM156 162H158V164H160V165H162V167H163V169H164V171H162V172H160V173H158V172H156V173H158V175H156L155 176V172H154V170H155V168L157 167V165L155 166V168H154V163H156ZM210 162H213V161H211L210 160ZM216 162V161H215ZM2 163V162H1ZM9 163V162H8ZM21 163H23V162H21ZM36 163V162H35ZM50 163V162H49ZM51 163H53V162H51ZM66 163V162H65ZM79 163V162H78ZM89 163V162H88ZM87 163V164H88ZM96 163V162H95ZM113 163V162H112ZM111 163V164H112ZM121 163V164H122ZM214 163V162H213ZM11 164V163H10ZM13 164V163H12ZM38 164V163H37ZM71 164V163H70ZM84 164H86L85 162H84ZM87 164H86V167H87ZM119 163H117V165H118ZM157 164V163H156ZM207 164V163H206ZM206 164H205V167H206ZM216 164H218V163H216ZM220 164H219V166H220ZM4 165V164H3ZM3 165L1 166V167H3ZM7 165H9V164H7ZM23 165V164H22ZM36 165V164H35ZM83 165V164H82ZM100 165V164H99ZM98 165V166H99ZM106 165V164H105ZM126 164H124L123 166H125ZM142 165H143V167L145 168V171H143V169L144 168H142ZM84 166V165H83ZM89 166V165H88ZM95 166V165H94ZM94 166H92V167H94ZM103 166V165H102ZM107 166H108V164H107ZM120 167H122L121 165H119ZM174 166H176V164H174ZM210 166V165H209ZM9 167H11V166H9ZM22 167V166H21ZM20 167V168H21ZM34 167V166H33ZM47 167L49 168V171L47 170ZM67 167V166H66ZM72 167V166H71ZM91 167V166H90ZM96 167V166H95ZM94 167V168H95ZM100 167H101V165H100ZM109 167V166H108ZM159 167V166H158ZM158 167H157V169H158ZM208 167V166H207ZM206 167V168H207ZM215 167V166H214ZM3 168H7L6 167V164H5V167H3ZM2 168V169H3ZM19 168V169H20ZM23 168V167H22ZM63 168H64V171H63ZM68 168V167H67ZM81 168H84V167H81ZM80 168V169H81ZM88 168V167H87ZM86 168V169H87ZM94 168L92 169V168H88V170H90V169H92V171L94 170ZM105 168H106V166H105ZM160 168V167H159ZM211 167H209V169H210ZM215 168H217V165H216V167ZM11 169V168H10ZM9 169V170H10ZM69 169H71V168H69ZM85 169V168H84ZM85 169V170H86ZM96 169L97 168H95V171H96ZM102 169V168H101ZM107 169V168H106ZM122 169V168H121ZM162 169V168H161ZM177 169V168H176ZM212 169V168H211ZM229 169H230V171H229ZM246 169H248L246 172H248L247 173V175L248 176H251L250 178H252L251 179V183L249 182V186H250V184H252V186H251V188H249L248 187V185L246 186V182H248V181H250L249 179H247L246 180V182H245V185H244V181H245V179H246V175L244 174V173H246L245 172V170ZM4 170V169H3ZM6 170V172H7V170L8 169H5ZM4 170V171H5ZM13 170V171H14ZM23 170V169H22ZM22 170H19V171H21V174H22ZM31 170V169H30ZM83 170V169H82ZM99 170V169H98ZM103 170H105V169H103ZM108 170V169H107ZM118 170H119V168H118ZM178 170V169H177ZM196 170V169H195ZM215 170H217V169H215ZM254 170V171H253ZM11 171V170H10ZM73 172V174H72V172ZM75 171V170H74ZM99 171H101V170H99ZM97 172L96 171V174L98 175V173H100V172ZM111 171L109 172V173H111ZM121 171V170H120ZM157 171V170H156ZM193 171V170H192ZM214 170L212 169V172H213ZM17 172V171H16ZM26 172V171H25ZM37 172V173H38ZM66 172V171H65ZM81 172V171H80ZM86 172V171H85ZM122 172H123V170H122ZM155 173L154 175L152 174V173ZM176 172V171H175ZM216 172V171H215ZM232 172V171H231ZM8 173V172H7ZM6 173V174H7ZM11 173V172H10ZM19 173V172H18ZM52 173V172H51ZM82 173H84V172H82ZM88 173H90V174H93V173H95V172H88ZM101 173H103V175H105L104 174V172H101ZM147 173V174H146ZM177 173H179V172H177ZM193 173H194V171H193ZM233 173V172H232ZM12 174V173H11ZM20 174V175H21ZM24 174V173H23ZM24 174V175H25ZM120 174H122L123 175V173H120ZM125 174H124V176H125ZM205 174V173H204ZM204 174H203V176H204ZM212 174L213 173H211V177H213L212 176ZM216 174V173H215ZM234 174V173H233ZM245 176H244V175ZM10 175V174H9ZM9 175H7V176H9ZM18 175V174H17ZM34 175H36V177L34 176ZM74 175V176H73ZM81 175V174H80ZM85 175V174H84ZM171 175V176H170ZM189 175V176H188ZM192 175V174H191ZM13 176H14V173H13ZM22 176V175H21ZM40 176V175H39ZM53 176V175H52ZM65 176V175H64ZM92 176V175H91ZM102 176V175H101ZM100 176V177H101ZM119 176V175H118ZM196 176V175H195ZM207 176V175H206ZM73 177H76L78 180H76V181H73V182H75V183H73L72 181H71V179L73 178ZM78 177H79V175H78ZM104 177H106V178H104ZM131 177V176H130ZM130 177H127L128 179L127 180H129V178ZM210 177V176H209ZM207 178V179H210V178ZM261 177V178H260ZM11 178V177H10ZM55 178L54 179H52V180H55ZM63 178V177H62ZM122 178V177H121ZM132 178L133 177H131V179L130 180H132ZM248 178V177H247ZM1 179V178H0ZM37 179H38V177H37ZM65 179V178H64ZM126 179V177L124 178V180ZM189 179H191V177L189 178ZM188 179V180H189ZM199 179V180H200ZM5 180V179H4ZM108 180V181H107ZM120 180V181H119ZM210 180H212V179H210ZM214 180V179H213ZM212 180V181H213ZM37 181H39V180H37ZM62 181V180H61ZM87 181V180H86ZM94 181V182H93ZM156 181H159V186H157L158 184L156 183ZM204 181V180H203ZM207 181V180H206ZM215 181V180H214ZM11 182V181H10ZM9 182V183H10ZM49 182H51V181H49ZM107 182H109L108 184H107ZM187 182V181H186ZM36 183V184H35ZM60 183V182H59ZM59 183H58V185H59ZM62 183V182H61ZM72 183V184H71ZM1 184V183H0ZM198 184H200V183H198ZM214 184H216V188H215V194L213 195V196H207L208 194H209V192L210 191H212V190H210V189H212V185L213 186H215ZM57 185V184H56ZM56 185H55V183H54V186L56 187ZM110 185V186H109ZM148 185V192H147V195H145L144 193H142V191H145L144 190V188H146V186ZM187 185V184H186ZM189 185V184H188ZM48 188H47V187ZM53 186V185H52ZM60 186V185H59ZM120 186H122V185H120ZM60 187H62V186H60ZM188 187V186H187ZM200 187V186H199ZM247 187L249 188V190L247 189ZM51 188V187H50ZM59 188V187H58ZM58 188H56V189H58ZM182 188V187H181ZM261 188V189H260ZM38 189H40V190H42L43 191V193H44V195H46V196H44L45 197V199L43 200L42 198V200H37L39 197L37 196L38 195V193H37V190ZM55 189V190H56ZM188 189V188H187ZM247 189V190H246ZM54 190V189H53ZM53 190H52V192L51 193H54L53 192ZM87 190V193H88V196H89V200L87 201V200H84V199H86V196H83V194H84V192ZM210 190V191H209ZM254 191V195H255V197H254V199H253V197L251 198V199H253L254 201H251V199H250V197H251V195L252 194H250V192L251 191ZM39 191V190H38ZM99 191H103V194L105 195V193H111V195H113V196H111V197H113V202H114V205H113V202H112V207H107L108 205H105L104 204V200L102 201V202H97V200H96V196H97V194H98V192ZM176 191V192H177ZM188 191V190H187ZM168 192H170V193H168ZM180 192V190L177 192V194H180L179 193ZM34 193H37V197H34L33 195H34ZM41 193V192H40ZM39 193V194H40ZM109 193V194H110ZM56 194V193H55ZM54 194V195H55ZM142 194L144 195V197L142 196ZM188 194V193H187ZM85 195V194H84ZM102 195V194H101ZM100 195V196H101ZM104 195H102V196H104ZM134 195H136V197H135V199H136V205H134L133 206V204H130L131 203V201H132V197L134 196ZM181 195V194H180ZM211 195V194H210ZM253 195V196H254ZM264 195V194H263ZM56 196H57V194H56ZM87 196V197H88ZM106 196H107V194H106ZM110 196L108 197L109 199H110ZM177 196V195H176ZM52 197V196H51ZM83 197H84V199H83ZM180 197V196H179ZM178 197V198H179ZM37 198V199H36ZM69 198V200H71L72 202H70V203H72L73 204V202L74 203H76V204H78L77 206H79V208H80V210H81V213L83 214L84 213V211H85V209L86 208H90L91 210H92V212H91V214H90V216L87 218V221H86V225L88 226V227H90V228H93V227H95V226H93L94 225V222L96 221L95 220V218H96V213H98L97 212V210L99 211L100 210V208L102 209L101 211L103 212V217L101 218V220L98 222L99 223V226H98V228H97V230H98V234L97 233H95L96 235H95V237H99V241H98V244L97 243H95V244H97V246H95V244L92 246V243H91V238L93 239L94 238V235L93 234H91L90 232H93V230H94V228H93V230H89L88 229V233L87 234H85L86 236L85 237H83V238H81L80 237V235H79V237L80 238H76L73 242L71 241L70 242V244H68L69 242H67L66 241V239L69 237H67V231H66V225L65 224H63L62 226H61V229L60 228H58V229H60V234L62 235V239H60V243H58V247L60 248V251L61 252H59V257H58V259H56V260H54L53 261V257H52V253H54L53 252V250H54V244L55 243H53L55 240L54 239H56V238H54V235H53V233H54V229H55V217L56 216H54V213L57 211L58 212V210H59V208H60V204L63 202V200L64 199H68ZM104 198V197H103ZM102 198V199H103ZM132 198V199H131ZM177 198V197H176ZM98 199H99V197H98ZM105 199V198H104ZM134 199V200H135ZM111 200V199H110ZM109 200V201H110ZM133 200V201H134ZM174 200H177V199H175L174 198ZM201 200V199H200ZM67 201V200H66ZM108 201V202H109ZM130 202L129 204H127V203H125V204H127V205H130L129 207L127 206V205H125L124 204V206L128 209L126 212L124 211V208L122 207V204L124 203V202ZM65 202V201H64ZM63 202V203H64ZM68 202V201H67ZM68 202V203H69ZM106 202H107V200H106ZM108 202H107V204H108ZM48 203V202H47ZM176 203H177V201H176ZM70 205L69 206V208H68V211H67V213H66V215H65V219L66 220H69V218H70V213H72L71 211L73 210V206H76V204H74V205ZM109 204H111V202L109 203ZM41 205V207H39ZM63 205V204H62ZM170 206V205H169ZM9 207H11V209L9 210L8 208ZM62 207V206H61ZM64 207V206H63ZM236 207H238L237 209H236ZM122 208H123V211L127 214V216H128V220H126L127 221V225L126 226H124L125 225V223H124V219H122L121 218V216L123 215H121V211H122ZM212 208H218V210H215L214 212V215H212V217L210 216L211 215V213L209 212V210H212ZM262 208V209H261ZM250 209H252L253 210V213H249L251 210ZM61 210V209H60ZM78 210V209H77ZM170 210V209H169ZM179 210V211H180ZM62 211V210H61ZM89 211V210H88ZM122 211V212H123ZM171 211V210H170ZM196 211V212H195ZM240 211V212H239ZM159 212H162V214L160 213L159 214ZM199 212V211H198ZM86 213V212H85ZM99 213H101V212H99ZM228 213V214H227ZM62 214V213H61ZM60 214V215H61ZM78 214H80V213H78ZM81 214V215H82ZM89 214V213H88ZM87 214V215H88ZM115 214V216L117 215V217L115 218L116 220L114 221V223L110 226V227H108L109 225H108V222H110V221H108V218H109V216H111V215H114ZM174 214V213H173ZM180 214V212H178L177 214H176V218H177V222L179 223V221L178 220H180L179 219V217H178V215ZM182 214V213H181ZM252 214L254 215L253 217H252ZM59 215V214H58ZM85 215V214H84ZM97 216H98V214H97ZM126 216V217H127ZM198 216V215H197ZM209 216L211 217L209 220H208V218H209ZM239 217H241V219H243L244 220V222H243V224L241 225V227H239V228H236L237 227V223H239V222H237V220H239L240 218ZM58 218V217H57ZM124 218V217H123ZM150 218V217H149ZM160 218V217H159ZM184 218V217H183ZM239 218V219H238ZM251 218H253V220L251 219ZM258 218H259V216H258ZM81 219V218H80ZM169 219V218H168ZM257 219V218H256ZM58 220V219H57ZM110 220H111V218H110ZM252 220V221H251ZM146 221H148V220H146ZM163 221V220H162ZM165 221V220H164ZM165 221V222H166ZM176 221V220H175ZM149 222H151V221H149ZM155 222V221H154ZM158 222V221H157ZM164 222V223H165ZM177 222H175V224H177ZM81 223V220H78L77 219V223H76V225L74 226L76 229H74V232H73V228L71 227V231L73 232V233H76L77 231H79L78 230V228L81 226H79V224ZM83 223V222H82ZM97 223V224H98ZM195 223V222H194ZM68 224V223H67ZM96 224V223H95ZM144 224H146V222L144 223ZM143 224V225H144ZM155 224V223H154ZM84 225V224H83ZM164 225V224H163ZM191 225V226H190ZM57 226V225H56ZM79 226V227H78ZM97 226V225H96ZM136 226H137V224H136ZM141 226V225H140ZM155 226V225H154ZM178 226V225H177ZM195 226V225H194ZM69 227V228H70ZM83 227V226H82ZM84 227H86L85 225H84ZM166 227V226H165ZM173 227H174V225H173ZM179 227V226H178ZM182 227V228H183ZM209 227H207V228H209ZM210 227V228H211ZM67 228H68V225H67ZM136 228V227H135ZM143 228V227H142ZM141 228V229H142ZM149 228V227H148ZM163 228V227H162ZM161 228V229H162ZM169 228V227H168ZM175 228V227H174ZM193 228V227H192ZM252 228V229H253ZM164 229V228H163ZM179 229V228H178ZM56 230V229H55ZM81 231H82V229H80ZM86 230H87V228H86ZM137 230V229H136ZM150 230V229H149ZM167 229H165L164 231H166ZM171 230H173V229H171ZM190 230V229H189ZM199 230H197L198 231V234H199ZM241 230H243V231H241ZM58 231V230H57ZM85 231V230H84ZM95 231V230H94ZM142 231H144V230H142ZM169 231V230H168ZM176 231H177V229L175 228V233H176ZM187 231V230H186ZM206 231V230H205ZM229 231V230H228ZM240 231H241V233H240ZM96 232V231H95ZM173 233H174V230L172 231ZM203 232H200V233H203ZM55 233H57V232H55ZM69 233V232H68ZM71 233V232H70ZM79 233L81 234V235H83V233H81L80 231H79ZM140 233H143V232H140ZM170 233V232H169ZM168 233V234H169ZM187 233V232H186ZM228 233V232H227ZM59 234V233H58ZM138 234V233H137ZM164 234V233H163ZM163 234H161V235H163ZM197 234V233H196ZM204 234V233H203ZM229 234V233H228ZM93 237H92V236ZM136 235V234H135ZM160 235V236H161ZM174 235V234H173ZM172 235V236H173ZM201 235V234H200ZM210 235V234H209ZM257 236V242H255L254 244H252L251 245V247H249L248 245H249V240H250V236ZM53 236V240H52V237ZM58 235H56V237H57ZM74 236H76V235H74ZM197 236H199V235H197ZM238 236V237H237ZM44 237H45V239H46V242H44V243H46L45 245H42V246H44V247H46L45 248V250H43V249H41L40 248V242H42L41 240L43 239V241H44ZM59 237V236H58ZM122 237V236H121ZM124 237V236H123ZM122 237V238H123ZM124 237V238H125ZM201 237V236H200ZM227 237H228V235H227ZM59 238H61V237H59ZM70 238V237H69ZM109 239H110V237H108ZM158 238V237H157ZM161 238V237H160ZM173 238V237H172ZM236 238H238V239H236ZM72 239V238H71ZM70 239V240H71ZM95 239V238H94ZM98 239V238H97ZM108 239V240H109ZM147 239H148V237H147ZM159 239V238H158ZM210 239V238H209ZM223 239H224V237H223ZM241 239H239V241L238 242H240V240ZM263 239V240H262ZM69 239H68V241H70ZM119 240V239H118ZM121 240V239H120ZM125 240V241H126ZM198 240V239H197ZM197 240H195V241H197ZM251 240H252V238H251ZM256 240V239H255ZM261 240V241H260ZM182 241V240H181ZM181 241L179 242V243H181ZM183 241H184V239H183ZM56 242V241H55ZM97 242V241H96ZM116 242V241H115ZM118 242V241H117ZM43 243V242H42ZM121 243V242H120ZM123 243V242H122ZM131 243H133V242H131ZM192 243V242H191ZM250 243H252L251 241H250ZM116 244V243H115ZM151 244V243H150ZM240 244V243H239ZM238 244V245H239ZM113 245V244H112ZM131 245H133V244H131ZM155 245V244H154ZM154 245L153 246H151V245H149V247L151 246V248L153 247L154 248ZM166 245H168V244H166ZM179 245V244H178ZM177 245V246H178ZM195 245V244H194ZM226 245V244H225ZM226 245V246H227ZM241 245V244H240ZM57 246L55 247V248H57ZM186 246H188L189 247V245H184V243L182 244H180L179 246H178V248H177V254L179 255V258L181 257H183V255H181L182 253L184 254V251L186 252V250H188L189 248H186ZM196 246V245H195ZM237 246V245H236ZM148 247V248H149ZM166 248H168L167 246H165ZM164 247V248H165ZM133 248H134V245H133ZM169 248H170V246H169ZM225 248V247H224ZM71 249H75V256L72 258V256L70 255V251H72ZM90 249H93L90 253H88V251L90 250ZM112 249V248H111ZM115 249H116V247H115ZM114 249V250H115ZM136 249V248H135ZM140 249V248H139ZM150 249V248H149ZM186 249V250H185ZM192 249V248H191ZM95 250V251H94ZM146 250V249H145ZM152 250V249H151ZM151 250H147L146 251V253H144V255H143V262H141L142 264H152V261H153V257H154V255H153V253L154 252H152ZM154 250V249H153ZM165 250V249H164ZM168 250V249H167ZM166 250V251H167ZM170 250V249H169ZM195 250V249H194ZM239 249L237 248V251H238ZM55 251V250H54ZM134 251V250H133ZM163 251V250H162ZM164 252L163 253V255L161 254L160 256H162L161 258H162V260H161V263H159V264H164L166 261H168V260H170V259H165V258H167L166 257V254L168 255L169 254V252L167 253V252ZM72 252H74V251H72ZM129 252V251H128ZM136 252V251H135ZM172 252V251H171ZM188 252V251H187ZM227 252V253H228ZM88 253V254H87ZM93 253V254H94ZM107 253V252H106ZM176 253V252H175ZM193 254H194V252H192ZM227 253L225 254V255H227ZM236 253V252H235ZM235 253L234 254H232V255H235ZM57 254V252H55V254L54 255H56ZM125 254V253H124ZM141 254V253H140ZM155 254H156V252H155ZM91 255V254H90ZM175 255V254H174ZM178 255H176V256H178ZM185 255V254H184ZM229 255H230V253H229ZM229 255H227L228 257H230V258H232L231 256H229ZM56 256H58V255H56ZM71 256V257H70ZM93 257L95 256V254L94 255H92ZM104 256V255H103ZM123 256V255H122ZM121 256V257H122ZM223 256V257H222ZM69 257H70V259H69ZM90 257V256H89ZM112 257V256H111ZM114 257V256H113ZM155 257H156V255H155ZM165 257V258H164ZM55 258V257H54ZM103 258V257H102ZM126 258V260H127V262H126V264H136V262H135V259H133L134 257H133V252L132 251H130V255L128 256V257H125ZM137 258V257H136ZM189 258V257H188ZM187 258V259H188ZM87 259H88V261H87ZM95 259V258H94ZM104 259V258H103ZM109 259V258H108ZM116 259H117V257H116ZM176 259V258H175ZM175 259H174V261H175ZM186 259V260H187ZM225 259V258H224ZM234 259V260H235ZM105 260V259H104ZM107 260V259H106ZM105 260V261H106ZM113 260H114V258H113ZM112 260V258H111V261H113ZM118 260H120L119 259V257H118ZM125 260V259H124ZM96 261V262H97ZM116 261V260H115ZM158 261V260H157ZM165 261V262H164ZM176 261H178V260H176ZM180 261V260H179ZM193 261V260H192ZM232 261V260H231ZM231 261H230V264H231ZM92 262H93V260H92ZM107 262V261H106ZM109 262V261H108ZM94 263H95V261H94ZM103 263V262H102ZM101 263V264H102ZM105 263V262H104ZM103 263V264H104ZM176 263V262H175ZM106 264H108V263H106ZM115 264V263H114ZM118 264V263H117ZM125 264V263H124ZM138 264V263H137ZM189 264V263H188ZM227 264H229V263H227ZM233 264V263H232Z\"/></svg>","mask_w":264,"mask_h":264}]
</instances>
